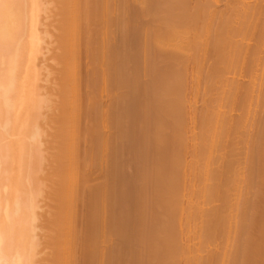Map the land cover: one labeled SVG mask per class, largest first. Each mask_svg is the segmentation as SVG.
I'll use <instances>...</instances> for the list:
<instances>
[{
    "label": "bare ground",
    "instance_id": "obj_1",
    "mask_svg": "<svg viewBox=\"0 0 264 264\" xmlns=\"http://www.w3.org/2000/svg\"><path fill=\"white\" fill-rule=\"evenodd\" d=\"M165 1H167V0H0V264H118V260H119L118 259V253H119V251L120 250L122 251V249L126 250V248H128L131 245L130 244L129 246L125 247L126 245H128V244H126L125 246H123V247H125V249L121 248L119 250V243H121V242H119V239H121V241H122V238L126 236V235L122 236L119 234V229H121V227H119V221L120 220L122 222H124V220H125L124 227H122V228H125V226L128 224L127 223L125 225L126 220H129L130 221L129 224L131 226L129 224L128 225L132 229H134L131 232L130 231L131 229L129 228V226H126L130 230L128 228H126L125 230L128 229L130 234H131V235L128 234L130 237L126 236V240H127V237H129L128 240L132 239V241H133L138 236L137 239L140 241H141V239H143L142 240V243H143V242L147 241L148 237L145 238V236L149 234L152 239L149 238L148 240L153 241L154 240L153 237H155V241L157 239V241H156V243H157V242H160V239H159L160 236L159 235L162 234V235H164L163 237H165L167 235L169 236V234L171 232H174L176 239L178 238L177 236H179V234H181L182 232L184 235L187 234V241L189 240L188 234H190V235L193 234L192 235L193 238H196L198 236V234L200 236V233L197 232V234H196V231L195 230L192 231V230H193L194 226L197 225V223H195V222L200 220L199 219V216L201 213L200 211H202V213L204 211L203 210L193 211V209H194L193 206L194 205L196 206L197 201H195V203H196L195 204L194 200H196V199L191 197V195L193 194L192 192L189 195V193H190L189 191H191L192 188H190V190L188 188V191H186V189L184 190V192L186 191L188 193V195L192 198V200L194 199L193 204H191L192 203V202L190 203V201H192V200H190L191 198L190 197L188 198V195L186 196L188 199L185 198V200L187 199L186 202L189 200L187 204L193 205L191 211H189L190 210L189 208H191V206L190 207L188 206L189 208L187 207L188 208V211H187L186 206H185L186 209L183 210L179 206L182 204L178 205V203H180V202H178V203L175 202V201H177L179 193H181V190L183 189V187L185 188L186 183H189L191 181V179L194 180L197 178L196 175H194L195 170L193 169L194 172H192V170L190 169L189 170L190 172H187L188 174L190 173L189 178H188V174H186V172L184 173L183 169H181V171L183 170L182 171L183 173L180 174L182 177L179 175V173L177 174V171H179V170H177V168L180 165L178 163L183 164V162H181V161L184 160V158L182 159V157L184 156V153L180 152V150L178 148V146L180 147V145L183 142H180L181 144H179L177 146L178 149L175 150L176 149L175 148V149H173L174 150L173 151V150H171V148H172L173 144L174 145L176 144L175 142L177 141V138L174 136V133H172L173 135L172 134L170 135L171 140H169L170 137L167 134L169 133V130L171 133L175 130V128L177 129L176 124L178 123L177 121L179 118L175 119L174 116L179 117V115L177 116V113H179V110L182 109L180 107L181 105L179 103V99L174 98V100H173L172 97H176L177 95L180 96L179 93L187 92L188 89L191 87L189 89L191 94L190 93L189 94L190 95L193 94L192 100H194V98H196L195 96H196L197 92L199 90H201V88H202V87L201 88L198 87V83L200 82V78H199L200 76L199 75L202 72V68L205 69L203 67L202 60H199V59H201V57H202L203 61H204V57L207 56V48H208V46H210L209 44L213 43V41H216L219 38V36L215 40L214 38L216 36L214 37L211 35L212 36L211 38H213L214 40L212 42L208 43L209 38H210V32L212 30V29H210V28H212V27H210V25L212 24L210 22H212V19H213L212 15H210L208 18L204 17L202 19L203 15H201V14L203 12L201 14L199 13L201 15V17L199 15H198L199 17L196 16V13H191V12L188 13V11H187V7H188L187 0H168V1H170V3L167 2L168 4H166ZM194 1L199 2L198 0H192V2H194ZM257 1L260 2L261 0H257ZM197 2L194 4L200 7L201 4H199ZM205 2H206V0H205ZM207 2H206V4H207ZM210 2H212V1H210ZM236 2H240V1L238 0ZM246 2H248V1H246ZM259 2H257V3L259 4ZM261 2H260V4L263 8L264 4L262 5V3H264V2H262V3ZM253 3H255V1ZM253 3L250 7L249 6L246 7L244 5V3L241 5H244V7H246L245 8L246 10L248 8L251 9L253 11L251 13L254 14L255 11L253 10V8H255V10L256 9L260 10L261 6L258 5V6H260L258 8L254 7ZM135 4H138L139 6L137 8L136 7L134 8V6H136ZM204 4L205 3H203L202 5H204ZM195 5L193 7L195 9H198L199 7L196 8ZM212 5L213 4H211L209 6L212 7ZM254 5L257 6L256 3ZM252 6H253V8H252ZM234 7H236V6H234ZM183 8L184 9L186 8V10H184ZM201 8L205 9L207 7L203 6ZM230 8H232V6ZM233 8H232V10H233ZM239 8H240V4H239ZM242 9H243V7H241V9H239L238 11H236L234 9L237 13L239 12L238 14L236 13L237 15L236 14L235 15L237 17L239 14H240L239 16H242L243 14H244L243 16H245V15L249 16L250 13L246 14L249 9L247 11L244 9L243 13H240V12H242L241 11ZM198 10H200V8ZM261 10L260 11L262 13H264V9H261ZM202 11H204V10H202ZM212 11L211 12L209 11V12L212 13ZM245 11H246V13H245ZM182 12L185 14H182ZM192 12H195V11L192 10ZM261 12L257 11V13H255V14H257L256 17L254 15H252V16H254L255 19L253 17L250 18V20L253 18L256 21L255 22L252 19V21L255 22L254 24L256 26L254 24L248 23V21H250L249 18H247L248 16L245 17L246 20H245V18L243 19V17L240 18L243 20H240L235 15L232 16L233 18L234 17L237 18V19L235 18L236 19L235 23H239V22L241 23V21H242V23H241L242 26L241 25L240 26L243 28L240 27L241 28L240 29L239 24H235L234 27L232 26L233 24H231V26L229 28L226 25L229 30L224 29V30H226L225 33L223 32L225 41L223 40V37L220 34V33H222L223 29L220 30V33H218L219 30H217L218 32L215 33V34L221 35L220 38H222L224 44H226L225 42L227 41V44H226L227 49H228V46H230V48H232L231 51H234L235 53H237L236 54L237 56L234 57V59L236 61L239 62L240 59L243 58L242 55L245 57L246 52H247V55H249V58H250V56H252L250 59L251 62L253 61L251 63V65L245 63L243 59H241L240 62H243L245 64H243V63L238 64V62L236 63V61H233V59L232 60L229 58H228V60L225 59L224 61H226V62L227 61L229 62V60H231L230 61L231 63L234 62L233 63V64H235L234 67L235 66L237 67V68L235 67L236 69L234 67H232V69L234 68L233 69L234 74H235V71H239V69H242L243 65H246V66L250 65L248 67V69H250L252 66H254L255 69L259 67V71L257 69H256V71H258V72L255 71V73H257V74L260 73V75H257V77L259 76V78H260V76H261V78H262V75L264 76V74H263L264 73V54H263L264 53V49H263L264 46L262 48V45L264 44V43L262 44V42H263L262 39H264V33H261L262 30L264 32V27H263L264 23H262L263 28L259 24L260 23L259 21L263 22V20L260 18L261 15H262V18L264 16ZM205 13H206V11H205ZM210 13H208V15ZM258 15H260V17ZM142 16H144V17L149 16V18H151L149 26L151 24L152 25L150 27L148 26L147 29H145L146 26H144V24L146 22L145 23L143 22L144 24L142 26H144V28H142V26L141 27L136 26L137 20L139 18L141 19ZM224 16L227 18L229 17V15L228 16L224 15ZM257 16H258L259 20L257 19ZM227 18H225L226 21H227ZM230 19H229V21H230ZM199 20L200 21L202 20V22H199ZM237 20H240V21L237 22ZM148 21H149V19H148ZM148 21H147V23H148ZM233 21H234V19H233ZM233 21L231 20L230 22H233ZM246 21L248 24L247 23L245 24ZM252 21H250V22H252ZM197 22H198V24H201V25L200 26L198 25L196 27ZM223 22H224V20H223ZM243 22H244V25H243ZM257 22H259L258 23L259 25L256 24ZM217 23L219 24V22H217ZM220 24L222 25L223 23L220 22ZM249 25H252V27H255V34L257 33L256 32V27H257L260 30V33L262 35L259 32L257 33V35H255L252 31L249 33V31L253 29ZM201 26L203 29L205 27L206 31L204 29L203 32H201V34L197 32L198 34L196 36V28L200 27L198 29H201ZM224 26L222 25V27H224ZM259 27H261V29ZM220 28L221 27L219 26L218 29H220ZM207 29H210V31ZM204 31H205V33H207L206 35H205ZM213 31H216V30H213ZM213 31H212V33H214ZM203 33H204L205 37H202V39H204L205 41L204 42L201 41L199 43V45L202 43L200 45V47H198V46L196 47V45H197L196 43H198V40H197L198 35H202ZM252 33L256 37L260 34L259 35L260 37L258 36L257 38H261V39H259V41L261 40V43H259V46H258V44L257 45L254 44L255 45L254 47L253 46L246 47L247 45L250 44V42H248V41H250V39L253 37ZM246 34H247V36H245ZM187 35L192 36V37H190L191 41L188 40L189 36L187 37ZM226 35H229V38ZM249 35L251 38H248ZM261 36H263V37H261ZM234 37L235 38L238 37L240 39V40L238 39L240 43L242 42V40H244L243 38L246 39V41L244 40L247 43V45L244 44L245 45L244 47L247 48L246 52H244V48L240 45V43H235L236 41H233ZM137 38H139V39H137ZM257 38H254V39H256V41H258ZM139 40H140V45L138 44L139 46H137L136 43H138ZM251 40H253V39H251ZM254 42H255V40H254ZM258 42H256V43H258ZM218 45H220V44L218 43ZM237 45L239 46V50L237 49L238 52L240 51V49L242 47V49H243V50L241 49L242 55L240 54L241 52H239V53L236 52L237 51L236 48H238ZM169 46L171 47L170 50H169ZM231 46H235V48L233 49V47H231ZM190 47H192V48L190 49ZM224 47H222V48H224ZM255 47L258 48V49H254L255 51L258 50L256 54H258L259 51L261 52V48H262L263 52H261V54L263 56L258 58V55H256L255 60H253L252 58H254L255 54L253 55L252 52H255V51L251 50L250 48L253 49ZM197 48H200V49H197ZM189 49H190V51L192 50L191 51L192 53L188 52ZM216 49H218V48H216ZM197 50H198V53H199V50L201 52L199 59L195 53V52H197ZM248 50H249V52H248ZM208 51H210V49ZM215 51H217V50H215ZM224 52L222 53V55H224L226 58L227 53H229V52H225V53ZM234 52H231V53H234ZM212 53H214V51ZM216 53L217 52H215L216 56L221 55V54H218V53L216 54ZM235 53H234V56H235ZM47 54H48V57H47ZM209 54H210V52H209ZM211 55H214V54H211ZM228 55L233 58V56L231 54H228ZM219 56L217 58L220 59L219 62H221V59L223 56L221 58H219ZM237 57L239 58V60H237L238 59ZM211 59L213 60V58H211ZM247 59H248V57L245 60L246 62H248V60H249V59L248 60ZM206 60H207V58L205 59V62H206ZM216 62L214 60L211 64L212 70H210V71H212V73L208 71L212 75L216 74L217 67L218 68L220 66L223 67L228 63L227 62L225 65L223 64V65L219 66L218 64H216ZM189 64H190V66H192L191 70L193 71V72H190L192 74H191V76L190 75L189 76L192 78L191 80H193L194 83H193V81H190V80H189V83L185 81L189 77V76H186V75H188V71H191L189 69L187 70ZM252 64H254V65H252ZM229 65H230V63H229ZM226 66H228V64ZM227 68L224 67L223 71H222V69H220V71H222V72H220V71L219 72L220 73L225 72L224 74H226V72H228L231 69V67L229 70H225ZM248 69H247V67L244 66L243 70H246V71H245V73H242V72L241 73L242 74H248L250 79H249V77L247 79L252 80L253 79L252 77L254 76V74L252 75V72L254 73L255 69L254 70L253 69L248 70ZM247 70L252 71V72H248ZM260 70H261V72H260ZM206 71H204V72H206ZM246 72H248V73H246ZM209 73H206L208 75H205L206 76L205 78H207V81H204L202 79L205 83L208 82V80H210L211 77H213V76H210ZM231 73H233V72H231ZM241 73H239V74H241ZM239 74L238 75L235 74L236 77L237 76L240 77L242 75V74L241 75H239ZM250 74H251V76H250ZM217 75H219V74H216V76ZM208 76H210V78H208ZM216 76L214 75V78ZM223 76H221V77H223ZM233 76H232V78H233ZM242 77H244V76H242ZM201 78H204V77H201ZM214 78H211V80H210V82L213 85L215 84L212 82V80ZM224 78H226V76ZM216 79H218V78H216ZM220 80H219V82L218 81H215V82L220 83ZM235 80H237V78ZM254 80H252V81H254ZM187 81H188V79H187ZM230 81L231 80H229L228 85L231 86ZM252 81H250L252 85L249 82H247V83L251 89L255 88V90L252 89L253 91L247 86H245L246 89L243 86H239L240 89L241 88L244 89V92H247L246 90L248 88L249 92H247V93H249V94L251 93L250 95L248 94L247 97L242 98V100L239 101L240 104H242L241 102L243 101V99L247 100L248 96H249V98H250V96L252 98V95L254 94L253 92H255L256 97H260V95L262 94L261 92H263V88L260 89L261 86L259 87V85H261V83L255 85V83H253ZM185 82L190 84V87L187 88V86H186L187 84ZM238 82H239V80H238ZM191 83H193V86ZM247 83H245V85ZM263 84H264V82H263ZM213 85L211 88H213L215 86V85L214 86ZM216 85H217V83H216ZM220 85L221 84H219L218 86H220ZM232 86H234V83ZM222 87H223V85H222ZM225 87L227 88V86H225ZM225 87L223 88V90H226L224 92L221 90L222 88L219 89V91L221 90L223 92V93H221V94H223L221 96H224L225 94H226L225 96H227V95L230 96L229 94H231V96H233L235 98L236 95H232V92L234 91V89H236L238 87L234 86L236 88H234V89L232 88V90L230 89L231 87H229L227 89H225ZM185 88H187V91L185 90ZM211 88H209V89H211ZM215 88L216 87H214V89ZM217 88H220V87H217ZM240 89L237 91L238 94H239V91H243V89L242 90H240ZM202 90H204V87ZM208 91H209L208 93L211 94L210 90H208ZM219 91H218V93H219ZM256 91H258V93H256ZM237 92L236 93L234 92V93L237 94ZM201 93H203V91ZM238 94H237V97H238L237 99L241 98L243 96V94L245 95V93L241 94V92H240L241 95L240 94L238 95ZM181 95H182V93H181ZM205 95H206V92H205ZM50 96L54 97L53 101H52V99H50ZM170 96H171V98L168 101V99H166V98H169ZM225 96H224V98L226 99ZM256 97H255V99H256ZM186 98H187V96H186ZM211 98H213V97H211ZM216 98H214V99H216ZM231 98L232 97H228V99H226V100L224 99V101H226L227 106L224 103L223 99L221 98L222 99L221 101H223V103H221V104L222 105L224 104L223 106H225L226 108L224 109L222 107L223 108V110H222V108H220L222 105L219 104L220 105V106L218 105L220 108L219 110H222V111L218 110L220 114L224 115L226 113L229 115L230 111L227 110L228 109L227 107L230 104L229 103L230 101H228V100L233 99V98L232 99ZM249 98H248V100H249ZM253 98H254V96H253ZM262 98H263V96H262ZM176 99L178 100V102ZM237 99L236 98L234 99L235 102L237 101ZM260 99H259V101H260ZM216 100H215V102L217 103ZM218 100H220V98H218ZM170 101H172V102H170ZM173 101H174V103H173ZM187 101L185 103H187V105H188L189 102H187ZM249 101H251V100H249ZM253 101H254V99H253ZM190 102H191V99H190ZM194 102H197V101L194 100ZM212 102L214 103V101H212ZM239 102H237L236 104H238ZM232 103L234 105H232ZM232 103H231L232 107L233 106L236 107V104L234 103V101ZM244 103H246V102H244ZM191 104H189V107L191 106ZM200 105H202V102H200ZM231 105H230L229 109L233 110V108H235V107L231 108ZM246 105H247V103H246ZM253 105H254V103H253ZM182 106H185V105H182ZM238 106H239V104H238ZM248 106H250V105L248 104ZM178 107H180V109ZM257 107H258V105H257ZM257 107H256V111H255V107L253 109H250L251 115L254 114L253 116H251V115L249 116V113L247 111L248 117L253 118L255 115L258 117V115L261 113V110H264V109H260L259 110L260 112L258 114V113H256ZM191 108H190V111H191ZM243 108H244V106H243ZM183 109H184V107H183ZM177 110H178V112H176ZM213 110H215V109H213ZM246 110L244 109L242 112L246 113ZM252 110H253V113H252ZM224 111H227V112H224ZM235 111H237V109H235ZM254 111H255V113H254ZM192 112L197 113L193 110H192ZM209 112H207V113H209ZM214 112H216V110L212 111V116H211L212 120H213ZM239 112H241V111L239 110ZM172 113H175V114H172ZM194 113H193V116H194ZM180 114H182V113H180ZM189 114H191V113H189ZM217 114H218V112H217ZM226 114L224 115L225 117H223V115H221L222 116L221 120H223L224 118L227 119ZM238 114H240V113H238ZM184 115H185V113H184ZM186 115H188V114H186ZM230 115H232V114H230ZM235 115H236V112H235ZM244 115L242 117H246ZM261 115H263V114H261ZM261 115L259 118H261ZM171 116L173 117L172 121H173V119H175V121L177 120L176 121L177 123L173 122V124H171L172 123L170 121ZM209 116H210V114L208 115V117ZM214 116H216V113ZM218 116L220 118V115H217V117ZM256 116H255V119L257 118ZM191 117H192V115H191ZM191 117L188 120L191 121L192 123H194L193 121H194L195 116L192 118ZM182 118H183V116H181V121H183ZM251 118H249V119L252 120ZM229 119L230 118H228V120ZM235 119H236V117H235ZM255 119H253L249 123L251 124V122H253ZM200 121H202V120L200 119ZM216 121H218V120H216ZM224 121H226V120L224 119L222 121V123ZM232 121H231V124H232ZM247 121H249V120L247 119ZM259 121H260V119L258 120V122ZM220 122L221 121H219V124H220ZM229 122H230V120H229ZM234 122H233V126H234ZM243 122L245 123L246 121H243ZM243 122L241 123V121H240V124L242 125V127H243ZM260 122H262V121H260ZM179 123H181V122L179 121ZM235 123L237 124L238 122H235ZM246 123H248V122H246ZM189 124H191V123H189ZM259 124L258 125L255 124L256 128L258 126L262 125L261 123H259ZM195 125L191 124V126L193 128ZM220 125H222V124H220ZM225 125H223V126H225ZM246 125L244 124V126H246ZM178 126H180V124ZM184 126H185V124H184ZM237 126H238V124H237ZM172 127L174 129H172V131H171ZM209 127H210V125H209ZM242 127L240 126L241 129H242ZM246 127H244V129ZM179 128H181V126ZM189 128H190V126H189ZM189 128H188V130H189ZM236 128L238 129V127H236ZM247 128H249V127H247ZM260 128H262V127H260ZM167 129H168V131H167ZM214 129H215V127H214ZM220 129H222V128H220ZM231 129H232V127H231ZM241 129L239 131H241ZM253 129H254V127H253ZM177 130H179V129H177ZM210 130L211 129L209 128L208 131L210 132ZM166 131L168 132L167 134H166ZM222 131H223V129H222ZM253 131L257 132V129H256V131H255V129ZM180 132H179V134H180ZM204 132L206 133L207 131H204ZM233 132L234 131L230 132L232 134L228 135V136H231L232 139H233L232 135L234 134ZM236 132H237V130H236ZM244 132H245V130H244ZM244 132L243 133L239 132L240 134L237 132V134L239 136V135L244 134ZM247 132L248 131L246 130V132H245L246 135H247ZM175 133H176V130H175ZM201 133H202V131H201ZM215 133H216V131H215ZM217 133H218V131H217ZM221 133L224 134L225 132H221ZM177 134H178V131H177ZM183 134L185 135V133H183ZM183 134H181L182 135L181 139L185 138V136L183 137ZM261 134H264V133H261ZM210 135H212V134H210ZM246 135H245V137H247ZM173 136H174L173 139H175L176 141L172 140ZM180 136L177 135V137H180ZM215 136L213 138L214 140H215ZM219 136H220V134H219ZM234 136H237V135L234 134ZM251 136H248V137L251 139L253 137V136L252 137ZM256 136H259V135L257 134ZM237 137H236V139H237ZM242 137H244V136H242ZM190 138L193 139L195 137L190 136ZM202 138H204V136H202ZM254 138H256V137H254ZM181 139L179 138L178 141L179 140L182 141ZM222 139H224V138L222 137ZM222 139L219 141H222ZM214 140H212V141H214ZM169 141H171V142H169ZM178 141H177V144H178ZM202 141H204V139ZM202 141L200 139V142H202ZM235 141H238V140H235ZM240 141H243V139ZM250 141L252 142L253 140H250ZM259 141L261 142V140H259ZM172 142H174V143H172ZM244 142H245V140H244ZM239 143H241V142H239ZM239 143H238V145H240ZM245 143H242V144H245ZM247 143H249L251 145L250 142H247ZM194 144L196 145V143H194ZM194 144H192V145H194ZM200 144H202V143H199V145ZM215 144H216V142H215ZM218 144H219V142L217 143L216 146L219 147L220 145H218ZM226 144H224V143L222 144V142H221V145L225 146ZM232 144H233V147L236 145V143H235V145H234V143H232ZM255 144H257V143L255 142ZM204 145H202V146H204ZM236 146L234 147V151L236 150ZM259 146L256 149H258ZM174 147H176V146H174ZM206 147L208 148V146H206ZM233 147H232V150H233ZM255 147H256V145H255ZM263 147H264V144H263ZM187 148H188V146H187ZM191 148L189 147L188 149H191ZM251 148L253 149L254 147H251ZM261 148H262V146H261ZM182 149H183V147H182ZM184 149H186V148H184ZM198 149H200V148H198ZM214 149H215V146H214ZM220 149H222V147ZM220 149L218 148V151ZM237 149H238V146H237ZM169 150L173 151V153H171ZM224 150L226 151V149H224ZM175 151L177 154L179 152L183 153V154H181V156L182 155L183 156L180 157L181 161L179 159V156H177L174 153ZM185 151L186 150H184V152ZM191 151L194 152L193 150H191ZM197 151L200 154L199 150H197ZM212 151L214 152V150H212ZM218 151H215V152L220 153ZM230 151L228 150V152H230ZM240 151H241V149H240ZM187 152H189V150ZM228 152L226 154H228ZM244 152H243V154H244ZM253 152H254V149L252 150L251 154H253ZM170 153L172 154L171 157L173 158V160H171L170 157H168V160H167V155H170ZM225 153L223 151V155H222V153H220V154L222 156L225 155V157H226ZM231 153H233V152L231 151ZM231 153H230V155L233 156V154H231ZM237 153H239V151ZM237 153H236L237 157L243 155L242 153H241L242 155L240 153H239L240 155H238ZM262 153H260V155ZM174 154L177 156V158L179 160L178 163H177V161H178L177 158L176 159L174 158L175 157ZM190 154L192 155L191 152H190ZM194 154H196V153H194ZM199 154L197 156H199ZM211 154H213V153H211ZM214 154H216V153H214ZM246 154H247V151H246ZM251 154L249 153V155H251ZM257 154H259V153H257ZM178 155H180V154H178ZM186 155H185V157H186ZM249 155H248V157H249ZM254 155H255V153H254ZM262 156H261V158H262ZM235 157H234V159H235ZM169 158L171 161H169ZM189 158H190V156H189ZM214 158L216 160L217 157H215V155H214ZM227 158H226V161H227ZM242 158H243V156L241 157V160H242ZM254 158H256V157H254ZM191 159H193V158H191ZM197 159H196V161H197ZM208 159H209V157H208ZM211 159H213V158H211ZM234 159H233L234 162H231L230 164L229 163L224 164L225 167L224 166L223 167L225 168L224 171L226 172V174H224V172H222L224 175H227L229 173V171H227V170H231V171L233 170V168H230L231 164L233 165V163H235V162L237 163V161H238V160L235 161ZM237 159H239V158H237ZM252 159H253V157H252ZM201 160H202V157H201ZM215 160L212 162L214 163ZM228 160H229V158H228ZM231 160H229V161H231ZM241 160H240V162H243ZM172 161L175 163V164L173 163L174 165L171 163ZM199 161H197V163ZM217 161L219 162V160H216V164H217ZM222 161H224V160H222ZM248 161H249V159H248ZM248 161L246 160V162H248ZM255 161L257 164V160H255ZM220 162H221V160H220ZM246 162H244V163H246ZM251 162H253V161L251 160ZM191 163L194 164L195 162L191 160ZM208 163H209V161H208ZM224 163H226V162L224 161ZM193 164H190L192 168H194V166H195V165L193 166ZM263 164H264V162H263ZM175 165H177V167ZM214 165L215 164H213V167H214ZM228 165H230V166L227 167ZM238 165L240 166V164H238ZM202 166H204V165H202ZM237 166H235V168ZM172 167H174L176 169V171L174 168H173L174 169L173 170ZM182 167H185V166L181 165L180 168H182ZM217 167H216V170H217ZM231 167H233V166H231ZM188 168L185 170H188ZM235 168H234V170L236 171ZM171 169L175 172L171 173V172H173V171H170ZM218 169H219V167H218ZM245 169L248 170L249 167L247 168V166H246ZM216 170L214 169V173ZM219 170H221V169H219ZM234 170H233V172H234ZM221 171H223V170H221ZM243 171H244V169H243ZM212 172H213V170H212ZM257 172H258V170H257ZM191 173H193V174H191ZM197 174H198V172H197ZM199 174H200V171H199ZM230 174H229V176H230ZM235 174H238V171H237V173L234 172L233 175H235ZM171 175H172V177H171ZM192 175H194L193 177H196V178H191ZM214 175H217V174L215 173ZM246 175H247V172H246ZM248 175H250V174H248ZM197 176L199 178L200 175H197ZM217 176H219V174ZM243 176L241 175L238 178L235 177L236 179H238V181H240V182H238V184L243 183V181L246 180V179H244ZM257 176H259V175H257ZM200 177H202V176H200ZM207 177H208V175H207ZM246 177H248V176H246ZM181 178H182V180H181ZM209 178L213 179V176H211ZM227 178H229V177H227ZM171 179H176V180H174V181L172 180V182H171ZM221 179H223V178H221ZM230 179H233V178H230ZM236 179H235V184H236V186H238L236 183V181H237ZM187 180H189V182ZM215 180H216V178L213 179L212 182L214 183ZM226 180L224 182L227 183V186H229V185L232 186V184L228 185V181H226ZM245 182H244V184H245ZM257 182L259 183L262 181H257ZM193 183H195V181ZM193 183L189 184L187 187H191V185L193 186ZM198 183L200 184L201 182L199 181ZM198 183H196V184L198 185ZM229 183H232V180ZM248 183H252V182H248ZM216 184H217V182L215 183V185ZM235 184H233V185H235ZM244 184H242V185L244 186ZM255 184H254V187H256ZM218 185L221 186L220 184H218ZM223 185H225V184H223ZM222 186H221V188H222ZM197 187H195L196 190L193 189V191L195 190L196 192H198ZM212 187H214V186H212ZM229 187H227V188L229 189ZM240 187L242 189V186H240ZM215 188L214 189L212 188L213 191L215 190ZM225 188L226 187L222 188L223 191L221 193L224 192ZM227 188H226V190H227ZM245 188L247 189V187H245ZM245 188H244V190L243 189L242 190L245 191ZM201 189H199V190H201ZM212 189H210L211 194H210V192H207L209 195H212V193H213ZM171 190H173L175 192L173 193V191H171ZM207 190H208V188H207ZM216 190L218 192L217 188H216ZM229 190L231 192V188ZM237 190L239 193L240 189L238 187H237ZM242 190H240V191H242ZM205 191H206V189H205ZM205 191H204V194H205ZM233 191H234L233 194L235 195L236 188ZM255 191H256V189H255ZM257 191H259V193H260V190H257ZM257 191H256V194L260 196L261 194L257 193ZM184 192H182L183 195H184ZM196 192H194V193H196ZM219 192H220V190H219ZM199 193H200V195L202 194L201 192H199ZM224 193H223V198H226ZM238 193L236 192V194L239 197H237V195H236L235 197L237 199L232 200L233 201L232 203L235 205H233L231 203V200H230V203L232 206V207H230L231 212L228 210L229 207H228V209H226L224 207L226 210H228V213H229L228 214L229 216L227 215L228 216L227 219L228 218L229 219L228 220L226 219L227 222L229 221V223H227L226 225L232 223L230 226H225L223 224L221 226L222 228L225 227L224 232H227V233H225L226 234L225 236L228 235L227 239L229 238V243L232 241V239H238V238H235L238 236V235H236V233L240 230L238 217L241 215L242 204L245 203V202L244 203L242 202L243 197H242V200H238L239 198L241 199V196L244 194H242L241 192H240V194H238ZM197 194H193V197H195V196L198 197ZM233 194H231V195H233ZM167 195H169L171 197H169ZM214 195L216 197L217 194L215 193ZM227 195H229V194L227 193ZM166 196L171 198V199L173 197V200L170 201V199L166 198ZM174 196H175L176 200H174ZM219 196H217L216 199L215 198H212V199H215V202H216L217 198ZM221 196H222V194H221ZM248 196H247V198H248ZM251 196H252V194H251ZM206 197L209 199V196L206 195ZM229 197H230V195L228 196V198ZM255 197H257V196H255ZM223 198H222V200H225V203H226L227 200L223 199ZM250 199H248V200L250 201ZM245 200L246 199H244V201ZM47 201L50 202L49 205H45L47 203ZM167 201H169V202H167ZM172 201H173V203L171 204L172 206H168L169 203H171ZM219 201L221 203V200H219ZM234 201H236V202L239 201V203H235ZM42 202L43 203L45 202V204H41V205H44V207H46L47 209L43 208V210L45 209L46 211L44 212L42 210L43 212H42V214H40L38 212H40L42 209L41 207H43V206H40V203H42ZM174 202L177 204H175ZM207 202L211 203L212 201L211 202L207 201ZM251 202H252L251 204L253 205L254 201H251ZM166 203H168V204H166ZM225 203L223 205L227 206V203H226V205H225ZM173 204H175V205H173ZM216 204H218V203L216 202ZM260 204H259V206H260ZM123 205H124V207L127 205L125 207V209H124V207H122ZM203 206H204V203H203ZM208 206H210V205L207 204V207ZM216 207H218V206H216ZM244 207H243V210H244ZM122 208H123V210H122ZM154 208L156 211H158V209H159L158 213L160 212L161 216L165 215L164 219H162V220L160 219L162 222H164L165 226L163 223H160V222L159 223L161 225L155 224L156 221H158V219H159V218L157 219V216L159 214H157L156 211H154V212L157 214V216L155 214V218L157 220H155V222H152V221H154L153 217H151L152 215H154V214H152ZM198 208L201 209L199 206H198ZM198 208H196V209H198ZM213 208H214V206L211 208V210H209V212L211 214H215L216 218L218 220L213 215L215 219H213L214 224H212V225L210 224V226H212V227H213V225H215L216 222L218 223L219 219H221V220L225 219L224 215L222 213L221 214L223 215L222 217L224 219H222L221 214L220 215L218 214V212L220 213V211H221L219 208L218 209L217 208L213 209ZM251 208H252V206H251ZM120 209H121V213H123V214H121V216L123 215L127 219H125L123 216H122L123 218L120 219L121 218L120 217ZM38 210H40V211H38ZM247 210H249V209H247ZM257 210H260V209H257ZM122 211H126L125 214ZM185 211H186V213L191 212L190 213L191 215L189 216V213L186 214ZM223 211L224 210L222 209V212ZM215 212H217V214L221 218L220 217L218 218V216ZM225 212H227V211H225ZM238 212H240L239 216H238V214H239ZM192 213H194V214L192 215ZM197 213H199V214L197 215ZM202 213L200 216V218H202V219L199 221V224H200V222H202L207 217V216L205 217L204 213L203 214ZM252 213H253V211H252ZM207 214H209V213H207ZM211 214H209L210 216L208 215L209 218L207 217L209 219L208 222H211L210 221V217L212 218ZM254 214L255 213H253L252 215H254ZM126 215L129 218L126 217ZM195 215L198 216V218H196ZM244 215L245 214H243V216ZM250 215H251V213H250ZM161 216H158V217L161 218ZM188 216H189V218L192 216L191 217L192 220L190 218L191 223H189V224L193 225V226H191V228L189 227L190 230L192 229L191 232L190 231L188 232V230H184V231H187L185 233L182 228H184L186 226V229H188V227H187L188 226L187 224L189 222ZM194 217H195V219H194ZM225 217H226V215H225ZM241 217H242V215H241ZM241 217H239V218H241ZM250 217H252V216H250ZM255 217H257V216L255 215ZM150 219H151V221H150ZM206 220L207 219H205V222H206ZM241 220L242 219H240V221ZM245 220H246V216L244 218V221ZM249 220H251V219H249ZM251 221H249V222H251ZM192 222H194V223H192ZM203 222H202V224H203ZM153 223H154V225H153ZM211 223H213V222H211ZM220 223H222V221ZM242 223L244 224L246 222H242ZM243 224L240 225V228ZM247 224H248V226L250 224V227L248 229V230H250L251 223H247ZM121 225H123V223ZM138 225H139V227L141 226L139 231H138V227H136ZM162 225L165 227V229L169 226L168 227L169 230L167 229V231H166L167 233L165 231H164L165 233L163 232V230H165V229H164V227H161ZM210 226L206 225L207 229ZM147 227H150L151 229L149 228V230H152V231L148 233V229H146ZM170 227H172L174 229V231L172 228L170 230ZM206 227H204V228H206ZM219 227H220V225H219ZM231 227H233V229H231ZM162 228H163V230H162ZM199 228H200V226H198L197 231L200 232ZM245 228H248V227H245ZM135 229L137 230V232L135 231ZM212 229L216 230V228H210L209 230H211V231H209V233L210 232L213 233ZM243 229L244 228L242 227L241 231H243ZM125 230L121 229L122 234ZM128 230H127V232H128ZM160 230H161V233H160ZM203 230L201 231V235L203 233ZM221 230H223V229H221ZM230 231H231V233H230ZM245 231H246V229H245ZM252 231H253V228L251 229V232ZM155 232H156V234L158 233V236L154 235ZM205 232H206V230H205ZM205 232H204V234L208 233V232H206V233ZM218 232H220V230ZM218 232H217V234H218ZM212 233L204 235V238H206V236H208V235H211L210 236V240H211ZM220 233L222 234V232H220ZM242 233H241V236H242ZM249 233H247V235H249ZM124 234H125V232H124ZM172 234L170 236V239L165 237V240H169L166 243L167 247L165 246L164 243L161 242L163 244V246L160 245L159 246L160 248L158 246L152 248V246L157 245L154 242V243H151V245L152 244H154V245H152V246L150 245L149 249L150 248L151 249L149 250L148 246H146V244L148 245V243H146V242H145V245L141 244V242H140L141 245L139 244V246L137 245L139 243V241H138V243H134V245L136 244L138 247L141 246V249H142V247H146L143 250L140 249L142 252L145 251L146 253L147 252L149 253V251H152L149 254L151 256H152V254L155 255V257L154 256L150 257L148 254L146 255V253L143 252L146 255L145 258L149 256L150 260L153 261L155 258L157 259V257L160 255L158 258L160 259V257H161L162 258L161 260L158 261V259L157 260L155 259L154 260L155 262H151L149 260L146 261L149 258H146V259L143 257L139 258V256L143 255L142 253H139L140 252L139 249H138L139 254L136 253L135 255H132L133 257H131L130 253H128L126 250V252L128 253L127 256L129 255L131 257V259L128 258L130 260V261L128 260V263L133 264L132 262L135 260V257L138 256L137 257V258H139L138 261H140L141 259H144L143 261L153 263V264H155V263L158 264V262H160L161 264H163V262H166L167 264H171L170 262H171L172 257L174 259V255L178 256V254L180 253V252L179 253L177 252L178 253L177 254L175 252L171 253L172 251L169 252V250H172L171 247H173L174 248L173 250H175V251L177 249H179V248H176L177 246H174L176 244V243H174L175 238H173L174 241L172 244V241H171L172 238L171 237H174V235H172ZM183 234H181V235H183ZM230 234H232L231 235V238H232L231 241H230ZM119 235L122 237L119 238ZM192 236H190V237H192ZM219 236H221V238H222L223 234L219 235ZM225 236H223V238ZM163 237H161L162 241L166 242ZM202 237H203V235L201 236V238ZM247 237H246V239L248 240ZM240 239H242V237L239 238L238 241ZM260 239H261V237H260ZM124 240H125V238L123 239V241ZM128 240H127V242H128ZM136 240H134V242H136ZM178 240H180V239L178 238ZM245 240H243V241H245ZM249 241L250 240L247 241L248 242V243H246L247 245L249 244ZM251 241H253V240H251ZM260 241H262V240H260ZM127 242H125V243H127ZM131 242L129 241V243H131ZM209 242H215V241H209ZM234 242H237V241H234ZM245 242H244V245L241 246V248L239 247L240 249L244 250L243 252H241V253H243V254H241L242 258H243V255L247 254L245 251H247L246 248L248 246L245 244ZM177 243L179 244V241ZM219 243H222V242L220 241ZM168 244L169 245L172 244L169 249H167ZM192 244H190V245L194 247L195 244L194 245H192ZM230 244H227V246L224 248L222 246L223 250H221V248L219 247L220 248L219 249L220 254L222 252L221 257L220 258L218 257L220 259V261L218 260V258L216 256H214L219 261V264H226L227 262L231 263V264H233V263L235 264L234 261H235V259H237V257H236L237 255H235V254H236V251L238 249V246H237V249L236 248L234 249V248H232L233 246H231L233 244H231V245ZM122 245H121V247H122ZM134 245H131V246H134ZM196 245H197V243H196ZM217 245L221 246L220 244H217ZM225 245L226 244H224V246ZM229 245L231 247H228ZM262 245H264V243ZM161 247H162V249L164 248L165 250H162ZM178 247H181V246H178ZM130 248L133 249V247H130ZM185 248H188V246ZM192 248L191 247L189 248L190 251H193L192 254L199 250V249L194 250V248L192 250ZM248 249H249V247H248ZM254 249H256L255 251H258L257 248H254ZM261 249H262V247H261ZM47 250H48V252H47ZM133 250H131V251H133ZM201 250L203 251L202 248H201ZM128 251H130V250H128ZM155 251H156V253H158V251H159V252L163 253V255H165V256L164 257L161 256L162 255L161 253L156 255ZM162 251H165V252L168 251L169 253L168 252H166V253L168 255H172V256H168L167 254H165V252H162ZM177 251H179V250H177ZM208 251H210V250L208 249ZM259 251H260V248H259ZM259 251L257 252V254L260 253L262 250L260 252ZM181 252L184 253V250L182 249ZM185 252H189V250H187ZM204 252H206V251H204ZM210 252L214 254L213 251H210ZM210 252H208V253H210ZM262 252L264 253V250ZM133 253H135V252L133 251ZM189 253H191V252H189ZM248 253H250V251ZM251 253L254 254L252 256L256 255L254 252H251ZM263 253H262V255L264 256ZM124 254H126V253L124 252ZM187 254L188 253H186V255ZM218 254H219V252H218ZM220 254H219V256H220ZM166 255H167V257H166ZM183 255H185V253ZM186 255H185V257H186ZM119 256H122V255L119 254ZM197 256L195 255V257H194V255H192V257L191 256L190 257L194 260L197 258ZM123 257H126V255ZM168 257H169V259L167 260ZM241 257H238L239 259H237V260H240ZM119 258H121V257H119ZM209 258H210V256H208V262L207 263L210 264L209 260L211 258L213 259L212 262L214 263V258L213 257H211L210 259ZM250 258H251V256H250ZM250 258L248 257L247 259H250ZM173 259H172V262L174 264H175V262H176V264H179L177 258H175L174 260ZM186 259H189L190 264L191 263L194 264L195 262H198L195 264H199L200 256L197 258L198 261L196 259L195 262L194 261L191 262L192 260L188 257ZM201 259H203V258H201ZM216 259H215V261L217 262ZM203 260H202V262H203ZM244 260L246 262V258ZM253 260H254V258L251 260V262L248 260H247V262H250V264H251ZM138 261L136 260V262H138ZM143 261L141 260L142 264H144ZM168 261H170V262H168ZM185 261H187V262H185ZM206 261L207 260H205V262ZM243 261H242V263L245 264ZM255 261H257V259H255L253 261V264ZM122 262L119 264H122ZM186 263H188V260H184V264H186ZM200 263H201V261H200ZM261 263L258 262L257 264H261ZM123 264H125V263H123ZM145 264H148V263H145ZM201 264H203V263H201ZM255 264H256V262H255Z\"/></svg>",
    "mask_w": 264,
    "mask_h": 264
},
{
    "label": "rangeland",
    "instance_id": "obj_2",
    "mask_svg": "<svg viewBox=\"0 0 264 264\" xmlns=\"http://www.w3.org/2000/svg\"><path fill=\"white\" fill-rule=\"evenodd\" d=\"M198 1H199V2H197V1L192 2V0H190V1L187 0V5H188V7H187V11H188V13H190V12H191V13H196V16L199 15V16L201 17V15H203L202 19H203L204 17H205V18H206V17L208 18L210 15H212L213 19H214V20H215V19L217 20V21H216V20L214 21V20L212 19V22H210V23H212V24H211L212 26L210 25V27H212V28H210V29H212V30H211V32H210V38H209V41H208V43H210V42H212L214 39L216 40L218 36H219V38H220L221 35H222L223 40H224V34H223V32L225 33V31L231 26V24H233V25H232L233 27H234L235 24H239V28L242 26V24H241L242 21H241V23H240V22H239V23H235V22H236V19H237V18L240 19L241 17H243V19H244V18L247 17L248 15L243 16V15H244V14H243L242 16H239V15H240V14H239L238 17H237L236 15H237L239 12L237 13L236 11H238L239 9H241V7H243V9L241 10L242 12H240V13H243V10H244L247 6L250 7L254 1H255V3L257 4V6L254 5L255 3H253V6L258 8V7L261 6L260 2H261L262 0H261L260 2L257 1V0H253V1H252V0H242V1L239 0L241 3H240V2H236V1H238V0H236V1H235V0H231V1H230V0H227V1H226V0H215V1H214V0H210V1H212V2H210L209 0H206V2L208 1L207 4H206L205 0H198ZM216 1H217L218 3H217ZM246 1H248V2H246ZM251 1H252V2H251ZM165 2H166V4L170 3V1H168V0L165 1ZM167 2H168V3H167ZM196 2L199 3V4H201V5H202L203 3H205L206 5H205V4L202 5V6L200 5V7H199V6H197V5L194 4V3H196ZM233 2H234V3H233ZM257 2H259V4H258ZM262 2H264V0H263ZM262 2H261V3H262ZM189 3H190V4H189ZM209 3H210V4H209ZM215 3H216V4H215ZM223 3H224V4H223ZM226 3H227V4H226ZM236 3H237V4H236ZM243 3H244V5H245L246 7H244V5H241V4H243ZM248 3H249V4H248ZM199 4H198V5H199ZM211 4H213L212 7L209 6V5H211ZM239 4H240V8H239ZM263 4H264V3H262V5H263ZM135 5H136V6H134V8H135V7L137 8V7L139 6L138 4H135ZM194 5H195L196 8L199 7L200 10H198L199 8H198V9H195V8L193 7ZM215 5H216V6H215ZM258 5H260V6H258ZM203 6H206L207 8L202 9L201 7H203ZM231 6H232V8H233L234 6H236V7H234L233 10H232V8H230ZM253 6H252V8H253ZM190 7H191V8H190ZM192 7H193V8H192ZM209 7H210V8H209ZM188 8H189V9H188ZM225 8H226V9H225ZM237 8H238V9H237ZM260 8H261V9H264V6H263V8H262V6H261ZM260 8H259V9H260ZM183 9H184V8H183ZM190 9H191V10H190ZM227 9H228V10H227ZM234 9H235L236 11H235ZM248 9H249V8H248ZM248 9H247V10H248ZM261 9H260V10H261ZM184 10H186V8H185ZM192 10L195 11V12H192ZM202 10H204V11H202ZM208 10H209L210 12H211L212 10H213V11H212V13H210ZM245 10H246V9H245ZM247 10H246V11H247ZM249 10H250V11H249ZM249 10H248L247 13H246V11H245L246 14H249V13H250L249 16L251 15L250 17H249V16L247 17V18H249V20H250L251 17H253V18H254V16L256 17L257 14H255V13H257V11H259V12L262 11V10L260 11V10H258V9L255 10V8H253V10L255 11L254 14H253V13H251V12H253V11H252L251 9H249ZM182 11H183V10H182ZM205 11H206V13H205ZM229 11H230V12H229ZM231 11H232V12H231ZM197 12H198V13H197ZM202 12H203V13H202ZM216 12H217V13H216ZM262 12H263V11H262ZM262 12H261V13H262ZM199 13H200V14L202 13V14L200 15ZM208 13H210V14L208 15ZM223 13H224V14H223ZM225 13H226V14H225ZM236 13H237V14H236ZM182 14H185V13L182 12ZM186 14H187V13H186ZM205 14H206V15H205ZM235 14H236V15H235ZM258 14H259V13H258ZM262 14H263V16H264V13H262ZM207 15H208V16H207ZM213 15H214V16H213ZM218 15H219L220 17H219ZM224 15H226V16L229 15V17L227 18V17H225ZM234 15H235L237 18H236V17L233 18L232 16H234ZM252 15H254V16H252ZM199 16H198V17H199ZM215 16H216V17H215ZM217 16H218V17H217ZM258 16L260 17V15H258ZM258 16H257V19H258ZM225 18H227V21L225 20ZM230 18H231V19H230ZM232 18L234 19V21H233ZM235 18H236V19H235ZM253 18H252V19H253ZM260 18L263 20V22H262V21H259L260 23L257 22L256 24H257V25L260 24V26L262 27V26L264 25V24L262 25V23H264V19H263L264 17L262 18V15H261ZM142 19H143V20H142ZM148 19H149V21H148ZM220 19H221V20H220ZM229 19H230V21L232 20L233 22H230ZM243 19H240V20H243ZM252 19H251L250 21H252ZM254 19H255V18H254ZM254 19H253V20H254ZM257 19H256V20H257ZM261 19H260V20H261ZM150 20H151V18H149V16H145V17L142 16L141 19L139 18V19L137 20V22H138L139 24L136 22V26H137V27H139V26L141 27L145 22L147 23V21H148L147 24H146V23L144 24V26H146L145 29H147V27L149 26ZM207 20H208V19H207ZM223 20H224L225 23L223 22ZM240 20H237V22L240 21ZM245 20H246V18H245ZM258 20H259V19H258ZM258 20H257V21H258ZM247 21H248V20H247ZM247 21L245 22V24L247 23ZM250 21H248L249 24H250V23H251V24H254V23L256 22L255 20H254L255 22H253V21L250 22ZM143 22H144V23H143ZM199 22H202V20H201V21L199 20ZM217 22H219V24H220V22L223 23V24H222L223 26H224V25H225V26L227 25L228 28H227V26H226V27L224 26L225 28L222 27V25H221V24L219 25ZM140 23H141V24H140ZM226 23H227V24H226ZM229 23H230V24H229ZM248 23H247V24H248ZM258 23H259V24H258ZM137 24H138V25H137ZM228 24H229V25H228ZM151 25H152V24H151ZM151 25H150V26H151ZM198 25L200 26L201 24H198V22H197V23H196V27H197ZM214 25H215V26H214ZM218 25L221 27L220 29H218V28H219ZM240 25H241V26H240ZM243 25H244V22H243ZM254 25H255V24H254ZM144 26H142V28H144ZM150 26H149V27H150ZM202 26H203V25H202ZM202 26H201V29H198V28H200V27L196 28V36H197L198 33L201 34V32H203L204 29H205V31H206V28L204 27V29H203ZM213 26H214V27H213ZM216 26H217L218 28H217ZM237 26H238V25H237ZM249 26L252 27V25H249ZM255 26H256V25H255ZM250 27H249V28H250ZM261 27H259V28L261 29ZM263 27H264V26H263ZM263 27H262V28H263ZM241 28H243V27H241ZM241 28H240V29H241ZM252 28H253V29L250 30L249 33L252 31V32L255 34V27H252ZM210 29H207V30L210 31ZM221 29H223V30L226 29V30H224V31L222 30V33H220V30H221ZM236 29H237V28H236ZM257 29H258V28L256 27V32H257V33H258V32L260 33V30H259V29L257 30ZM200 30H201V31H200ZM213 30H216V31H213ZM217 30H219V32H218ZM228 30H229V29H228ZM253 30H254V31H253ZM205 31H204V33H205ZM209 31H208V32H209ZM212 31H213L214 33H212ZM197 32H198V33H197ZM216 32L220 33L221 35H220V34H215ZM204 33H203L202 35H198V38H199V37H200V38H199V39L197 38L198 43H196V44H197L196 47H197V46L200 47V45H201L202 43H201L200 45H199V43H200L201 41H202V42L205 41L204 39H202V37H205V35H206L207 33H205V35H204ZM253 33H252V35H253L252 38L250 37V35H249V37H248V38L253 39V40L250 39V41H248V42H250L249 45H247V43L245 42V41H246L245 38H243L245 41L242 40V42H241V43L243 44V45H242V44L239 42V40H240V39L238 38L239 36L236 37V38L234 37V40H233V41H236L235 43H240V45L244 48V52H246V51H247V48H246V47H249V46H250V47H251V46L254 47V46L257 45V44H258V46H259V43H261V40L259 41V39H261V38H257V37H258L261 33H264V32H263V30H262L261 33H260L257 37L255 36V35H257V33H256L255 35H254ZM247 34H248V33H247ZM247 34H246L245 36H247ZM203 35H204V36H203ZM211 35L214 36V37L216 36V37L213 39V38H211V37H212ZM241 35H242V34H241ZM252 35H251V36H252ZM261 35H262V34H261ZM188 36H189V35H187V37H188ZM226 36L229 38V35H226ZM190 37H192V36H189V37H188V40L191 41V38H190ZM227 37H226V38H227ZM259 37H260V36H259ZM261 37H263V36H261ZM206 38H207V37H206ZM219 38H218L216 41H213V43H210V44H209L210 46H208V48L210 49V51H208L209 49L207 48V56L204 57V61H203V58H202V57H201V59H199V58H200V53H201L200 50H199V53H198V50H197V52H195L196 55H197V57H198V59H199V60H202V62H203V67L205 68V69L202 68V72H201V74L199 75V76H200V77H199V78H200V82L198 81V82H199V83H198V87H199V88L202 87V88H201V90L198 89L199 91L197 92V94H196V96H195L196 98H197V97H198V98H197V99L194 98V100H196L197 102H194V100H192V99H193V97H192L193 94L190 95L191 92H190L189 89H190L191 87H190V84H188V83H189V80H190V81H193V80H191L192 78L190 77L191 74H192V73H190V72H193V71L191 70V69H192V68H191L192 66H190V64H189L187 70L189 69V70H191V71H188V75H186V76H189V75H190V76L187 78L188 81H187V79L185 78V79H186L185 81L188 82V83L185 82V83L187 84V85H186V84H185V85L187 86V88L190 87V88L188 89V91H187V88H185V90H186L188 93H187V92H184V93L181 92L182 95H183L184 97L181 95V93H179L180 96L177 95L176 97H172L173 100H174V98L179 99V103H180V105H181L180 107H181L182 109L179 110L180 107H178V108H179V109H178V110H179V113H177V116L179 115V117H175V116L173 115L175 119H177V118L180 119V120L178 119V121L176 120L178 123L175 121V119H173V121H172V118H173L172 116L170 117V119H171L170 121L172 122L171 124H173V122H176V123H177V124H176V127H177V129H179L181 132L175 128L176 133H175V130H174L173 132H171V133H170V130H169V133H168V132H167L168 129H167L166 134L168 133L167 135H169V137H170V135H171L172 133H174V136L177 138V141H178V139H179V138L181 139V137H182L181 134L185 133V135L183 134V137L185 136V138H182V139H181L182 141L179 140V141H178V144H177V141H176L175 139H173L174 136L172 137V140H175L176 142H175V141H174V142H175L176 144H175V145L173 144L171 150H173V149H175V148H176L175 150H177V149L179 148L180 152H183V153H184V156L182 155V156H183V157H182L181 154H183V153H180V152H179L178 154H180V155H178V154L176 153V151L174 152L177 156H179L180 161H181V158H180V157H182V159L184 158V160L181 161V162H183V164L178 163L179 160H178L177 156L174 154V156H175L174 158H175V159L177 158V160H178L177 163L180 164L179 166H180V167H181V165L185 166V167H182V168H180V167L178 166L177 170H179V171H177V174L179 173V175H180L181 173H183V172H182L183 170H184V173L186 172V174H188L187 172H190V171H189L190 169L192 170V172H194V171H193V169H194V170H195L194 175H196V177H197V178H196V177H193L194 175H192L191 178H196V179L193 180V179L190 178L191 181L193 180L192 182H191V181L189 182L190 179L187 180L189 183H186L185 188L183 187V189H182L183 191L181 190V193H179V196L177 195V196H178V199H177V201H175V202H177V203L180 202V203H178V205H179V204H182V205H179V206H180L183 210L186 209L188 206H189V207L191 206V208L188 207V208L190 209L189 211H191L193 205L187 204L189 200H188L187 202H186V200L190 197L189 195L191 194V192H192L193 194H197V193H198V194H197L198 197H197V196L193 197V194L191 195V197L196 199V200L193 199V200H194V203H195V201H197V204L195 203L197 207H196L195 205H194V206H195L196 208H198V206H199L201 209H199V208L196 209V208L193 206V208L195 209V210L193 209V211L203 210V211H204L203 213H204L205 217L207 216V217L209 218V216H210L209 214H211V213L209 212V210H211V208H212L213 206H214V208H215L216 206H218V207H216V208H217V209L219 208V209L221 210L220 213L218 212V214L220 215V214L222 213V214L224 215V218H225V219L222 217L223 215L221 214V217H222V219H224V220L219 219V221H218V223H217L216 221H217L218 219L216 218V215H215V214H211L212 218L210 217V221L213 222V223L208 222L209 219L206 217V218H205V219H207L206 222H205V219L203 218V219H204L203 221H204L205 223L202 221L203 224H202V222H200V224H199V221L202 219V218H200L202 211H200V212H201V213H200V216H199V219H200V220H198V221L196 220L197 222H195V223H197V225H196L197 227L194 226L193 230L191 229L192 231L195 230V231H196V234H197V232L200 233V236H199V234H198L199 237H198V236L196 237V236H195L196 234H195L194 236H195L196 238H193V236H192L193 234H192V235L188 234V235H189L188 238H189L190 241H189V240L187 241V234L184 235L183 232H182L181 234H183V235L179 234V236H177V237L180 239V240H178V238L176 239V237H175V235H174V232H171V233L169 232V233H170V234L168 233L169 236L166 234L167 236H165V237H167L168 239H170V236H171V234L173 233L172 235H174V237H171V238H172L171 241H172V244H173V241H174L173 238H175V242H174V243H176V244H175L174 246H177L176 248H179V249H177V250H179V251H177V250H176V251L173 250L174 248L171 247L172 244H171V245L168 244V248H167V249H169V248L171 247L172 250H169V252L172 251L171 253H174V252H175V253H177V252H178V253H179V252L181 253V254H180V253H179V254L177 253L178 256H175V255H174V259L177 258L179 264H184V260H188V263H189V259H186L187 257L190 258V259L192 260L191 262H193V261L195 262L196 259H197L199 256H200L199 264H201V263L206 264V263L208 262V256H210V258H211V257L214 258V263L212 262L213 259H212V258H211V259L209 258V259H210V260H209L210 264H216L217 262H218L217 264H219V261H220L219 258H220L221 255H222V252H221V254H220V250H219V249L221 248V250H223V249H222V246H223V248H224V247L227 246V244H230L231 242H232L231 244H233V245L230 244L231 246H233L232 248H234V249L236 248V249H237V246H238V249H237L235 255H237L236 257H237V259H239L238 257H241V256H242L241 254H243V253H241V252L244 251V250L240 249L241 246L244 245V242H245V241H246V242H245V244H246V243H248L247 241L250 240V241H249V244H248V245L246 244V245L249 247V249H248V247H247V248H246L247 251H245L247 254L244 253L246 256L243 255V258L241 257L240 260L235 259V261H234L235 264H241L242 261H243L245 258H246V262H245V260L243 261L245 264H250V262H251V260H252L253 258H254V260L257 259V261H255L256 264H257L258 262H259V263L262 262L261 264H263V263H264V256L262 255V253H263L262 251L264 250V245H262V244L264 243V240H263V239H264V238H263V237H264V232H263V231H264V226H263V225H264V224H263V223H264V217H263V216H264V211H263V210H264V209H263V208H264V202H263V201H264V173H263V172H264V169H263V168H264V166H263V165H264V164H263V162H264V147H263V144H264V142H263V141H264V136H263V135H264V134H261V133H264V126H263V125H264V124H263V123H264V120H263V119H264V110H261V113H260V114H259V112H260L259 110H260V109H264V107H263V106H264V102H263V101H264V84H263V82H264V80H263V79H264V76L262 75V78H261V76H260V78H259V76L257 77V75H260V73L257 74V73H255V71H256V69L259 71V67L255 69L254 66H252L255 70L251 67V68L254 70V73H253L252 71H248V70L251 69V68L248 69V67H249V66L251 65V63L253 62V61L251 62V60H250L252 56H250V58H249V55H247V52H246V53H245L246 55H245V54H244V55H245L246 58L248 57V59L250 60V61H249V60L247 59L249 63L246 62V61H245L246 58L242 55V52H241L243 49H242V47L240 46L242 50L240 49L239 52H241L240 54H241L242 57H243V58H241V57H240V58L243 59L245 63L250 64V65H248V66L243 65V68H244V66L247 67V69H248L247 71H248V72H252V75L254 74V76L252 77L253 79H252V78H251V79H252V80H254L255 78H256V79H255L254 81L249 80L250 77H249L248 74H242V73H245V71H246V70H243V68H242V69H239L240 72H239V71H235V74H236V75H238L239 73L242 72V73H241L242 75L239 74V75H241L240 77H239V76L236 77V75L234 74V70H233L236 66L234 67V65H235V64H233L234 62L231 63L230 61H231L232 59H233V61H236V60L234 59V57L237 56V55H236L237 53H235L234 51H231L232 48H230V46H228V49L230 48V49H229L230 51H229V50L227 49V45H226V44H227V41L225 42L226 44H224L222 38H220L221 40H220ZM226 38H225V39H226ZM246 38H247V37H246ZM254 38H257L259 42L256 41V39H254ZM137 39H139V38H137ZM236 39H237V40L239 39V40L237 41ZM241 39H242V38H241ZM218 40H219V41H218ZM229 40H230V39H229ZM248 40H249V39H248ZM254 40H255V42H254ZM262 40H263V42H262V44H263V43H264V39H262ZM185 41H186V40H185ZM190 41H189V42H190ZM220 41H221V42H220ZM224 41H225V40H224ZM136 42H137V41H136ZM215 42H216L217 44H216ZM222 42H223V43H222ZM244 42H245V43H244ZM253 42H254V43H253ZM256 42H258V43H256ZM184 43H185V42H184ZM218 43H219L220 45H218ZM221 43H222V44H221ZM229 43H230V42H229ZM233 43H234V42H233ZM252 43H253V44H252ZM136 44H137V46H139V45H140V40H139V42L136 43ZM138 44H139V45H138ZM244 44H246L247 46L244 47V46H245ZM254 44H255V45H254ZM211 45H212V46H211ZM221 45H222V46H221ZM231 45H232V44H231ZM234 45H235V44H234ZM190 46H191V45H190ZM224 46H225V47H224ZM237 46H238V45H237ZM263 46H264V44L262 45V48H263ZM214 47H215V48H214ZM222 47H224V48H222ZM231 47H233V49L235 48V46H231ZM191 48H192V47H190V49H191ZM216 48H218V49H216ZM260 48H261V47H260ZM262 48H261V52H263ZM170 49H171V47L169 46V50H170ZM190 49H189L188 52H191V51H192V50L190 51ZM197 49H200V48H197ZM221 49H222L223 51H222ZM224 49H225L226 51H225ZM237 49L239 50V46H238V48H236V50H237ZM248 49H249V48H248ZM250 49H251V50H254V49H258V48L255 47V48H253V49H252V48H250ZM250 49H249V50H250ZM263 49H264V48H263ZM215 50H217V51H215ZM218 50H219V51H218ZM220 50H221V51H220ZM227 50H228V51H227ZM236 50H235V51H236ZM238 50H237L236 52H238ZM249 50H248V52H249ZM251 50H250V51H251ZM213 51H214V53H212ZM224 51H225V52H229V53H227V57H226V58H225L224 55H222V53H223ZM254 51H255V50H254ZM257 51H258V50H257ZM257 51L252 52L253 55L255 54V55H254V58H252L253 60H255V56H256V55H258V58L261 57V56H263V55L261 54L260 51L258 52V54H256ZM209 52H210V54H209ZM215 52H217L218 54H221V55H220V56H219V55L216 56V55H215ZM225 52H224V53H225ZM231 52H234V53H235V56H234V53H231ZM239 52H238V53H239ZM191 53H192V52H191ZM197 53H198V54H197ZM217 53H216V54H217ZM211 54H214V55H211ZM228 54H231V55L233 56V58H232L231 56H229ZM248 54H249V53H248ZM263 54H264V53H263ZM209 55H210V56H209ZM225 55H226V54H225ZM238 55H239V54H238ZM241 55H240V56H241ZM259 55H260V56H259ZM211 56H212V57H211ZM218 56H219V58H221V57L223 56L222 59H221V62H219L220 59L217 58ZM39 57H40V56H39ZM39 57H38V58H39ZM45 57H46V56H45ZM47 57H48V54H47ZM47 57H46V58H47ZM210 57L213 58V60H212ZM206 58H207V60H206V62H205V59H206ZM209 58H210V59H209ZM216 58H217L218 60H217ZM228 58L231 59V60H229V62L227 61V62H228V63H227V62L224 61V60H225V59L228 60ZM237 58H238V57H237ZM241 59H240V61H241ZM210 60H211V61H210ZM214 60H215V62H216V61L218 62V63L216 62V64H218L219 66H220V65H223V64L225 65L226 63L228 64V66H226L227 64H226L225 66H223V67L220 66L221 68H220V67H219V68L217 67V72H216V74H219V75H217V76H218V77H217L216 74H214V75L216 76L215 78H214V75L211 74L212 71H210V70H212V69H211V67H212L211 64H212V62H213ZM222 60H223V61H222ZM237 60H239V58H238ZM243 60H242V61H243ZM240 61H239V62L236 61V63H237V62H238V64H239V63H243V62H240ZM209 62H210V63H209ZM187 63H188V62H187ZM220 63H221V64H220ZM229 63H230V65H231V64H232V65L230 66ZM245 63H243V64H245ZM208 64H209V65H208ZM210 65H211V66H210ZM218 65H217V66H218ZM252 65H254V64H252ZM161 66H162V65H161ZM189 66H190V67H189ZM207 67H208V68H207ZM224 67H226V68L228 67V68L225 69V70H229L230 67H231V69H232V67H234V68L232 69L233 71L230 69L231 71L229 70L228 72H226V74H224L225 72L220 73V72L223 71ZM236 68H237V67H236ZM236 68H235V69H236ZM207 69H208V70H207ZM220 69H222V71H220ZM245 69H246V68H245ZM252 69H251V70H252ZM206 70H207V71H206ZM237 70H238V69H237ZM242 70H243V71H242ZM204 71H206V72H204ZM208 71L211 72V73H209ZM219 71H220V72H219ZM258 71H256V72H258ZM229 72H230V73H229ZM231 72H233V73H231ZM248 72H246V73H248ZM260 72H261V70H260ZM206 73H209L210 76H213V77H211V78H214V79H213L214 81L212 80V82L215 83V84H214L215 86L210 82V80H211L210 76H208V78H210V80H208V82H206V83L204 82V81H207V78H205V77H206L205 75H208V74H206ZM228 73H229V74H228ZM237 73H238V74H237ZM263 74H264V73H263ZM223 75H224V76H223ZM231 75H232V76L234 75L233 78H232ZM255 75H256V76H255ZM221 76H223V77H221ZM225 76H226V78H224ZM242 76H244V77H242ZM250 76H251V74H250ZM201 77H204L205 79H204V78H201ZM230 77H231V78H230ZM238 77H239V78H238ZM248 77H249V79H247ZM254 77H255V78H254ZM216 78H218V79H216ZM221 78H222V79H221ZM236 78H237V80H235ZM196 79H197V78H196ZM202 79H203L204 81H203ZM220 79H221V80H220ZM224 79H225V80H224ZM228 79L231 80V81H230V82H231V86L228 85V83H229V80H228ZM240 79H241V80H240ZM243 79H244V80H243ZM257 79H258V80H257ZM259 79H260V80H259ZM142 80H143V79H142ZM198 80H199V79H198ZM219 80H220V83H218ZM223 80H224V81H223ZM227 80H228V81H227ZM233 80H234V81H233ZM238 80H239L240 83L238 82ZM248 80H249V81H248ZM262 80H263V81H262ZM215 81H218V82H215ZM236 81H237L238 83H237ZM250 81H252L253 83H255V85L261 83V85H259V87L261 86L260 89L263 88V92H261L262 94L260 95V97H256L255 92H253L254 94L252 95V98H253V96H254V98H253L254 101H253V99L251 98V96H250L251 99H250L249 96H248L249 100H251V101H249L248 98H247L248 101H247L246 99H243V101L241 102L242 104H240L239 101H241L242 98L247 97V95L249 94V93H247V92H249V90H248V88H247V90H246L247 92H244V89H243V88L240 89L239 86H243V87L246 89L245 86L249 87L247 82H249V83L251 84ZM143 82H144V81H143ZM209 82H210V83H209ZM226 82H227V83H226ZM243 82H244V83H243ZM256 82H257V83H256ZM193 83H194V81H193ZM193 83H191L192 86H193ZM216 83H217V85H216ZM222 83H223V84H222ZM233 83H234V86L238 87L240 90L243 89V91H239V94H240V92H241V94L245 93V95L243 94L242 97L240 96V97H241V98H239L240 100L237 99V98H238V97H237V94H238L237 91H238L239 89L236 88V87H234V86H232ZM245 83H247V84L245 85ZM219 84H221V85L218 86ZM250 84H249V85H250ZM188 85H189V86H188ZM201 85H202V86H201ZM212 85H213L214 87H216V88H215V89H214V87L211 88ZM222 85H223V87H222ZM251 85H252V84H251ZM205 86H206V87H205ZM209 86H210V87H209ZM225 86H227V88L231 87V88H230L231 90H232V88H233V89L236 88V89H234L233 92H232L231 90H230V91L232 92V95H236L235 98L237 99V101L235 102V100H234L235 98H234L233 96H231V94H229L230 96L227 95L228 97H232V98H233V99L231 98L232 100H228V101H230V102H229L230 104H229V106L227 107V108H228L227 110L230 111V112L228 111V112H229V115H230V114H232V115H230V116H231V117H230L228 114L225 113L227 119L224 118L226 121H224L225 123H224V122L222 123V121H223L224 119L221 120V117H222L221 115H223V114H220L219 111H222L223 108H224V109L226 108L225 106H223L224 104H223V105L221 104V103H223V101H224V99H225L224 96L226 95V94H225L224 96H221V95H223V94H221V93H223L224 91H226V90H223V88H224ZM262 86H263V87H262ZM203 87H204V90H202ZM217 87H220V88H217ZM207 88H208V89H207ZM209 88H211V89H209ZM221 88H222V89H221ZM227 88L225 87V89H227ZM249 88H250V87H249ZM219 89H221L223 92H222L221 90H220V91H221V92H220ZM237 89H238V90H237ZM250 89H251V88H250ZM252 89L255 90V88H252ZM252 89H251V90H252ZM208 90H210V93H211V94L208 93V92H209ZM213 90H214V91H213ZM217 90L219 91V93H218ZM235 90H236V91H235ZM253 90H252V91H253ZM202 91H203V93H201ZM230 91H229V92H230ZM260 91H261V90H260ZM205 92H206V95H205ZM213 92H214V93L216 92V93L214 94ZM234 92H235V93L237 92V94H235ZM189 93H190V94H189ZM246 93H247V94H246ZM256 93H258V91H256ZM259 93H260V92H259ZM203 94H204L205 96H204ZM212 94H213V95H212ZM239 94H238V95H239ZM241 94H240V95H241ZM250 94H251V93H250ZM250 94H249V95H250ZM210 95H211V96H210ZM215 95H216V96H215ZM186 96H187V98H186ZM189 96H190V97H189ZM202 96H203V97H202ZM214 96H215V97H214ZM227 96H225L226 99H228ZM257 96H258V95H257ZM262 96H263V98H262ZM179 97H180V98H179ZM205 97H206V98H205ZM211 97H213V98H211ZM216 97H217V98H216ZM255 97H256V99H255ZM53 98H54V97H51V96H50V99H52V101L54 100ZM170 98H171V96H170L169 98H166V99H168V101H169ZM182 98H183V99H182ZM185 98H186V99H185ZM214 98H216L217 100L214 99ZM218 98H220V100H218ZM221 98H222V99L224 98L223 101H221V100H222ZM260 98H261V99H260ZM172 99H171V100H172ZM177 99H176V100H177ZM181 99H182V100H181ZM190 99H191V102H190ZM226 99H225V100H226ZM259 99H260V101H259ZM262 99H263V100H262ZM185 100H186V101L188 100V101H187V102H189L188 105H187V103H185V102H186ZM206 100H207V101H206ZM210 100H211V101H210ZM215 100L217 101L218 104L215 102ZM245 100H246V101H245ZM205 101H206V102H205ZM209 101H210V102H209ZM212 101H214V103H213ZM231 101H232V102L234 101L235 104H236L237 102H239V103H238L239 106H238V104H236V107L233 106V107H235V108H233L232 105H234V104H233ZM170 102H172V101H170ZM177 102H178V100H177ZM200 102H202V105H200ZM244 102H246L247 105H246V103H244ZM255 102H256V103H255ZM261 102H262V103H261ZM173 103H174V101H173ZM183 103H184V104H183ZM191 103H192L194 106H193ZM196 103H197V104H196ZM224 103L226 104V101H224ZM227 103H228V102H227ZM231 103H232V105H231ZM243 103H244V104H243ZM251 103H252V104H251ZM253 103H254V105H253ZM258 103H259V104H258ZM189 104H191L190 107H189ZM198 104H199V105H198ZM206 104H207V105H206ZM219 104L222 105V106L220 107V108L223 107L222 110H219V109H220V108H219V106H220ZM248 104H249L250 106H248ZM255 104H256V105H255ZM260 104H261L262 106H261ZM177 105H178V104H177ZM182 105H185V106H182ZM214 105H215V106H214ZM216 105H217V106L219 105V106L217 107ZM230 105H231V108H233V110H230V109H229ZM252 105H253V106H252ZM257 105H258V107H257ZM187 106H188V107H187ZM226 106H227V104H226ZM240 106H241V107H240ZM243 106H244V108H243ZM259 106H260V107H259ZM176 107H177V106H176ZM183 107H184V109H183ZM191 107H192V108H191ZM209 107H210V108H209ZM254 107H255V111H256V107H257V112H256V113L259 114L258 117L255 115V116L257 117V118H256L257 120L255 119V116H254L253 118H251V117H248V115H247L248 113H249V116L251 115V110H250V109H253ZM261 107H262V108H261ZM188 108H189V109H188ZM190 108H191V111H190ZM193 108H194V109H193ZM212 108L216 110V112H214V114H213V120H212V117H211V116H212V111H215V110H213ZM242 108H243V109H242ZM258 108H259V109H258ZM185 109H186V110H185ZM235 109H237V111H235ZM241 109H242V110H241ZM244 109H245V110L247 109V110H246V113H245V112H242ZM178 110H177L176 112H178ZM187 110H188V111H187ZM192 110L195 111V112H197V113L192 112ZM218 110H219V111H218ZM239 110H240L241 112H239ZM180 111H181V112H180ZM186 111H187V112H186ZM205 111H206V112H205ZM209 111H210V112H209ZM231 111H232V112H231ZM247 111H248V113H247ZM255 111H254V113H255ZM176 112H175V113H176ZM183 112L185 113V115H184ZM207 112H209V113H207ZM217 112H218V114H217ZM224 112H227V111H224ZM235 112H236V115H237V116L235 115ZM237 112L240 113V114H238ZM175 113H172V114H175ZM180 113H182L183 115L180 114ZM189 113H191V114H189ZM193 113H194V116H195V117L193 116ZM201 113H202V114H201ZM204 113H205V114H204ZM215 113H216V116H214ZM221 113H222V112H221ZM242 113H243V114H242ZM252 113H253V110H252ZM172 114H171V115H172ZM186 114H188V115H186ZM209 114H210V116L208 117ZM225 114H224V115H225ZM244 114H245V115H244ZM261 114H263V115H261ZM180 115L183 116V118H182L183 121H181V116H180ZM189 115H190V116H189ZM191 115H192V117H194V121H193L194 123H192L191 121L188 120V119H190ZM217 115H220V118H219V116L217 117ZM224 115H223V117H225ZM243 115L246 116V117H242ZM253 115H254V114H253ZM253 115H251V116H253ZM260 115H261V118H259ZM187 116H188V117H187ZM198 116H199V117H198ZM201 116H202V117H201ZM228 116H229V117H228ZM185 117H186V118H185ZM192 117H191V118H192ZM206 117H207V118H206ZM214 117H215V118H214ZM235 117H236V119H235ZM199 118H200L202 121H200ZM205 118H206V119H205ZM228 118H230V119H229L230 122H229ZM249 118H251L252 120H253V119H255V120H254L253 122H251V124H250L249 122L252 121V120H250ZM258 118H259L260 121H262L263 123L260 122V121L258 122V120H259ZM197 119H198V120H197ZM207 119H208V120H207ZM245 119H246V120H245ZM247 119H248L249 121H247ZM195 120H196V121H195ZM216 120H218V121H216ZM232 120H233V121H232ZM235 120H236V121H235ZM237 120H238V121H237ZM242 120L248 122L249 124L246 123V122L244 123ZM179 121H180L181 123H179ZM185 121H186V122H185ZM197 121H198V122H197ZM207 121H208V122H207ZM209 121H210V122H209ZM211 121H212V122H211ZM213 121H214V122H213ZM219 121H221L220 124H222V125L219 124ZM231 121H232V124H231ZM234 121H235V122H238V123H237L238 126H237V124H236ZM240 121H241V123L243 122V127H242V125L240 124ZM204 122H205V123H204ZM226 122H227V123H226ZM233 122H234V126H233ZM254 122H255V123H254ZM256 122H257V123H256ZM189 123H191L192 125H195V124H196V125H195L194 128H193V127L191 126V124H189ZM202 123H203V124H202ZM210 123H211L212 125H211ZM216 123H217V124H216ZM259 123H261L262 125H261V126H258V127L256 128V125H258ZM174 124H175V123H174ZM179 124H180L181 128H179V127H180V126H178ZM184 124H185V126H184ZM204 124H205V125H204ZM225 124H226V125H225ZM244 124H245V125L247 124L246 126L249 127V128H247L246 126H244ZM255 124H256V125H255ZM203 125H204V126H203ZM209 125H210V127H209ZM217 125H218V126H217ZM223 125H225V126H223ZM231 125H232V126H231ZM254 125H255V126H254ZM259 125H260V124H259ZM189 126H190V128H189ZM201 126H202V127H201ZM206 126H207V127H206ZM212 126H213V127H212ZM228 126H229V127H228ZM240 126L242 127V129L240 128ZM183 127H184V128H183ZM199 127H200V128H199ZM214 127H215V129H214ZM226 127H227V128H226ZM231 127H232L233 130L231 129ZM236 127H238V129H237ZM244 127H246V128L244 129ZM251 127H252V128H251ZM253 127H254L255 131H256V129H257V132H254V131H253V130H254ZM260 127H262V128H260ZM188 128H189V130H188ZM209 128L211 129L210 132L208 131ZM220 128H222L223 131H222V129H220ZM225 128H226V129H225ZM172 129H174V128L172 127V128H171V131H172ZM203 129H204V130H203ZM219 129H220V130H219ZM240 129H241V131H239ZM252 129H253V130H252ZM214 130L216 131V133H215ZM225 130H226V131H225ZM230 130H231V131H230ZM236 130H237L238 133H239V132H240V133H243L244 130H245V132H246V130H247L248 132H247V135H246V133L244 132V134L238 136ZM250 130H251V131H250ZM177 131H178V134H177ZM192 131H193V132H192ZM201 131H202V133H201ZM204 131H207L208 133H207V132L205 133ZM217 131H218V133H217ZM232 131H234L233 133H234L235 135L238 136V137H237V136H234V134H233L232 136H233V139L235 138L234 140L232 139L231 136H228V135H231V134H232V133H230V132H232ZM252 131H253V132H252ZM179 132H180V134H179ZM212 132H213V133H212ZM221 132H225V133L223 134V133H221ZM249 132H250V133H249ZM198 133H199V134H198ZM204 133H205V134H204ZM240 133H239V134H240ZM251 133H252V134H251ZM175 134H176V135H175ZM189 134H190V135H189ZM193 134H194V135H193ZM203 134H204V135H203ZM210 134H212V135L214 134V135L212 136V135H210ZM219 134H220V136H219ZM221 134H222V135H221ZM253 134H254L255 136H254ZM257 134H258L260 137H259V136H256ZM172 135H173V134H172ZM177 135H178V136L181 135V136H180V137H177ZM195 135H196V136H195ZM215 135H216V136H215ZM245 135H246L247 137H245ZM251 135H252L253 137H252ZM261 135H262V136H261ZM190 136H193V137H195V138L191 139L192 137L190 138ZM202 136H204V138H202ZM205 136H206V137H205ZM214 136H215V140L213 139ZM242 136H244V137H242ZM248 136H251L253 139H252V138L250 139ZM199 137H200V138H199ZM208 137H209V138H208ZM216 137H217V138L219 137V138L217 139ZM222 137H223L224 139H222ZM236 137H237V139H236ZM254 137H256V138H254ZM244 138H245V139H244ZM189 139H190V140H189ZM200 139H201V141L204 139L205 142H204V141L200 142ZM216 139H217V140H216ZM221 139H222V141H219V140H221ZM239 139H240V140L243 139V141H240ZM169 140H171V137L169 138ZM183 140H184V141H183ZM197 140H198V141H197ZM206 140H207L208 142H207ZM209 140H210V141H209ZM212 140H214V141H212ZM226 140H227V141H226ZM231 140H232V141H231ZM235 140H238V141H235ZM244 140H245L246 143L244 142ZM250 140H253V141L251 142ZM259 140H261V142H260ZM262 140H263V141H262ZM217 141L219 142L218 145H220V146L222 147V149H220V148H221L220 146H219V147L216 146L217 143H218ZM233 141H234V142H233ZM169 142H171V141H169ZM174 142H172V143H174ZM180 142H183L182 144H183L184 146H183ZM187 142H188V143H187ZM190 142H191V143H190ZM197 142H198V143H197ZM215 142H216V144H215ZM221 142H222V144H223V143H224V144L227 143V144L224 146V145H221ZM225 142H226V143H225ZM237 142H238V143L241 142V143H239L240 145H238ZM247 142H250L251 145H250L249 143H247ZM253 142H254V143H253ZM255 142H256L257 144H255ZM262 142H263V143H262ZM194 143H196V145H195ZM199 143H202V144L199 145ZM208 143H209V144H208ZM212 143H213V144H212ZM232 143H234V145H235V143H236V145L238 146V149H237V146L235 145V146H236V150H235L236 152L234 151V147H235V146L233 147V144H232ZM242 143H245V144H242ZM252 143H253V144H252ZM259 143H260V144H259ZM170 144H171V143H170ZM179 144H181L180 147L178 146ZM192 144H194V145H192ZM197 144H198V145H197ZM204 144H205V145H204ZM186 145L188 146V148H189V147H190V148L192 147V148H191V149H188ZM202 145H204V146H202ZM211 145H212V146H211ZM243 145H244V146H243ZM247 145H248V146H247ZM252 145H253V146H252ZM255 145H256V147H255ZM257 145H258V146L260 145L258 149H256V148L258 147ZM174 146H176V147H174ZM177 146H178V148H177ZM193 146H194V147H193ZM198 146H199V147H198ZM206 146H208V148H207ZM209 146H210V147H209ZM214 146H215V149H214ZM230 146H231V147H230ZM239 146H240L241 148H240ZM242 146H243V147H242ZM245 146H246V147H245ZM249 146H250V147H249ZM261 146H262L263 149L261 148ZM182 147H183V149L186 148V149H184V150H186L185 152H184V150L182 149ZM211 147H212V148H211ZM217 147L220 149L219 151H218V148H217ZM226 147H227V148H226ZM232 147H233V150H232ZM251 147H254V148H253V149H254L253 154H251V152H252V150H253ZM198 148H200V149H198ZM230 148H231V149H230ZM239 148L241 149V151H240ZM248 148H249V149H248ZM250 148H251V149H250ZM181 149H182V150H181ZM194 149H195V150H194ZM205 149H206V150H205ZM209 149H210V150H209ZM211 149L214 150V152H213ZM224 149H226L227 152H228V150H229V151L231 150L233 153H231V151H230V152H228V154H226L227 152H226ZM245 149H246V150H245ZM247 149H248L249 151H248ZM188 150H189V152H187ZM191 150H193L194 152H192ZM197 150H199L200 154H201V153H202V154L200 155V154L198 153ZM204 150H205V151H204ZM259 150H260V151H259ZM169 151H170V150H169ZM173 151H174V150H173ZM173 151H170V152L173 153ZM201 151H202V152H201ZM209 151H210V152H209ZM211 151H212V152H211ZM215 151H218V152L222 153V155H223V151H224V153L226 152V153H225V154H226V157H225V155L222 156L220 153H217V152H215ZM238 151H239L240 154H241V153L243 154V152L245 151L243 155L241 154V155L243 156L242 160H241V157H242V156H238V157H237V155H236V153H237ZM246 151H247V154H246ZM250 151H251V152H250ZM257 151H258V152H257ZM177 152H178V151H177ZM190 152L192 153V155L190 154ZM248 152H249L252 156L249 155ZM262 152H263V153H262ZM171 153H170V155H167V160H168V157H170L171 160H173V158L171 157V155H172ZM194 153H196V154H194ZM211 153H213V154H211ZM214 153H216V154H214ZM230 153L233 154L234 157L236 156L235 159H234V157H233L232 155H230ZM234 153H235V154H234ZM239 153H237V154L240 155ZM254 153H255V155H254ZM257 153H259V154H257ZM260 153H262V154L260 155ZM186 154H187V155H186ZM198 154H199V156H197ZM245 154H246V155H245ZM185 155H186V157H185ZM202 155H203V156H202ZM209 155H210V156H209ZM214 155H215V157H217L216 160H219V162L217 161V164H216V160H215V158H214ZM217 155H218L219 157H218ZM227 155H228V156H227ZM248 155H249V157H248ZM262 155H263V156H262ZM189 156H190V158H189ZM195 156H196V157H195ZM200 156L202 157V160H201V157H200ZM220 156H221L223 159H222ZM231 156H232L233 158H232ZM261 156H262V158H261ZM203 157H204V158H203ZM205 157H206V158H205ZM208 157H209V159H208ZM227 157L229 158V160H231V159H232V160L229 161ZM250 157H251V158H250ZM252 157H253V159H252ZM254 157H256V158H254ZM154 158H155V157H154ZM170 158H169V161H171ZM191 158H193V159H191ZM197 158H198V159H197ZM211 158H213V159H211ZM218 158H219V159H218ZM224 158H225V159H224ZM226 158H227V161H226ZM237 158H239V159H237ZM194 159H195V160H194ZM196 159H197V161L200 160V161H199L200 163H199V162L197 163ZM233 159H234L235 161L238 160L237 163L240 164V166L235 162V163H233V165L231 164V166H233V167H231L230 165H228L227 167L230 166V168H233V170H234L235 166L238 165V166L235 168L236 171L234 170L235 173H237V171H238V174L233 175V174H234L233 170H232V171H231V170H227V169H228V168H227L226 170L229 171V173L227 172L228 174H227V175H224V174H226V172L224 171V170H225V168H224V167H225L224 164H227V163L230 164L231 162H234ZM243 159H244V160H243ZM248 159H249V161H248ZM189 160H190V161H189ZM191 160L194 161L195 163H194V164L191 163ZM214 160H215V162L213 163L212 161H214ZM220 160H221V162H220ZM222 160H224L226 163H224V161H222ZM240 160L243 161V162H240ZM246 160H247L248 162H246ZM251 160H252L253 162H251ZM255 160H257V164H256V161H255ZM262 160H263V161H262ZM174 161H175V160H174ZM208 161H209V163H208ZM261 161H262V162H261ZM244 162H246V163H244ZM171 163L173 164L174 162L172 161ZM204 163H205V164H204ZM212 163L215 164V165H214L215 168L213 167V164H212ZM220 163H221V164H220ZM261 163H262V164H261ZM174 164H175V163H174ZM174 164H173V165H174ZM190 164H193V166L195 165L196 167L194 166V168H192ZM207 164H208L209 166H208ZM211 164H212V165H211ZM235 164H236V165H235ZM242 164H243V165H242ZM250 164H251V165H250ZM255 164H256V165H255ZM189 165H190V166H189ZM198 165H199V166H198ZM202 165H204V166H202ZM234 165H235V166H234ZM249 165H250V166H249ZM175 166L177 167V165H175ZM217 166L219 167V169H221V170H223V171L219 170ZM223 166H224V167H223ZM246 166H247V168L249 167L250 170H249V169H248V170L245 169ZM188 167H189V168H188ZM190 167H191V168H190ZM202 167H203V168H202ZM212 167H213V168H212ZM216 167H217V170H216ZM240 167H241V168H240ZM250 167H251V168H250ZM253 167H254V168H253ZM173 168H174V167H172V169H173ZM179 168H180V169H179ZM187 168H188V170H185V169H187ZM210 168H211V169H210ZM230 168H229V169H230ZM172 169H171L170 171H173L175 168H174L173 170H172ZM181 169H183V170L181 171ZM214 169L216 170L215 173H216L217 175L219 174V176L214 175V174H215V173H214ZM240 169H241V170H240ZM243 169H244V171H243ZM256 169L258 170V172H257ZM126 170H127V169H126ZM202 170H203V171H202ZM208 170H209V171H208ZM212 170H213V172H212ZM246 170H247V171H246ZM175 171H176V169H175ZM175 171H173V172H171V173H174ZM199 171H200V174H199ZM204 171H205V172H204ZM207 171H208V172H207ZM210 171H211V172H210ZM239 171H240V172H239ZM241 171H242V172H241ZM254 171H255V172H254ZM259 171H260V172H259ZM197 172H198V174H197ZM222 172H224V174H223ZM246 172H247V175H246ZM249 172H250V173H249ZM205 173H206V174H205ZM213 173H214V174H213ZM220 173H221V174H220ZM230 173H231V174H230ZM261 173H262V174H261ZM189 174H190V173H189ZM189 174H188V178H189ZM191 174H193V173H191ZM203 174H204V175H203ZM209 174H210V175H209ZM211 174H212V175H211ZM229 174H230V176H229ZM248 174H250V175H248ZM197 175H200V176H202V177L199 176V178H198ZM207 175H208V177H207ZM232 175H233V176H232ZM239 175H240V176H241V175H242V176L244 175L243 177H244V179H246V180H245L246 182L243 181V183H239V184H238V182H240V181H238V179H236L235 177L238 178V177H240ZM257 175H259V176H257ZM260 175H261V176H260ZM180 176H181V175H180ZM211 176H213V179L216 178L217 181L215 180L214 183H213V182H212L213 179L209 178V177H211ZM221 176H222V177H221ZM224 176H225L226 178H225ZM246 176H248L249 178L246 177ZM171 177H172V175H171ZM171 177H170V178H171ZM181 177H182V176H181ZM204 177H205V178H204ZM206 177H207V178H206ZM218 177H219V178H218ZM227 177H229V178H227ZM258 177H259V178H258ZM203 178H204V179H203ZM221 178H223L224 180L221 179ZM230 178H233V179L235 178V179L237 180L236 183H237L238 186H236V184H235V179L233 180V179H230ZM226 179H227V180H226ZM244 179H243V180H244ZM254 179H255L256 181H255ZM258 179H259V180H258ZM172 180L174 181V180H176V179H171V182H172ZM181 180H182V178H181ZM197 180H198V181H197ZM210 180H211V181H210ZM225 180L228 181V185H229V184H232V186H231V185H229L230 187L227 186V183L224 182ZM231 180H232V183H229V182H231ZM247 180H248V181H247ZM194 181H195V183H193ZM196 181H197V182H196ZM199 181L201 182L200 184L198 183ZM219 181H220V182H219ZM221 181H222V182H221ZM257 181H262V182H259L261 185H260ZM206 182H207V183H206ZM211 182H212V183H211ZM216 182H217V184H216L217 186L215 185ZM218 182H219V183H218ZM244 182H245V184H244ZM248 182H252V183H248ZM254 182H255V183L257 182V183L255 184ZM192 183H193V186L191 185V187H187L189 184H192ZM196 183H198V185H197ZM222 183L225 184V185H223ZM246 183H247V184H246ZM194 184H195V185H194ZM212 184H213V185H212ZM218 184H220L221 186L223 185V186L226 187V188L229 187V189L231 188V192H232V193L230 192V190H229L228 188H227L228 191L226 190V188L224 189V192L226 191V192L230 195V197H229L230 199L228 198L229 195H227L226 192H225V193L223 192V193L225 194V196H226V198H223V193H221V192L223 191L222 188H224V187L222 186V188H221V186H219ZM233 184H235V185H233ZM240 184H241V185H240ZM242 184H244V186L247 187V189H246ZM254 184L256 185V187H254ZM207 185H208V186H207ZM211 185L214 186V187H212ZM246 185H247V186H246ZM252 185H253V186H252ZM197 186H198V187H197ZM205 186H206V187H205ZM209 186H210V187H209ZM234 186H235V187H234ZM240 186H242V189H243V190H244V188H245V191H243V190L241 189ZM195 187H197L198 192L195 191V190H196ZM211 187H212L213 189L216 187V188L218 189V192H217L216 188H215V190L213 191V189H212ZM232 187H233L234 189L236 188L235 195L233 194V193H234V191H233L234 189H233ZM237 187H238L240 190H242V191L239 190V193H238ZM188 188H189V190H190V188H192V190L189 191V192H190L189 195H188V193L186 192V191H188ZM201 188H202V189H201ZM207 188H208V190H207ZM185 189H186V191L184 192ZM193 189H195V190L193 191ZM199 189H201V190H199ZM205 189H206V191H205ZM210 189H212V191H213L212 195H209V194L207 193V192H210ZM221 189H222V190H221ZM255 189H256V191H257V190H260V193H259V191H257V193L261 194L260 196L256 194ZM219 190H220V192H219ZM248 190H249V191H248ZM171 191H173V190H171ZM204 191H205V194H204ZM215 191H216V192H215ZM252 191H253V192H252ZM174 192H175V191H173V193H174ZM182 192H184V195L182 194ZM194 192H196V193H194ZM199 192L202 193V194H201L202 196L200 195ZM236 192H237L238 194H240V192H241L242 194H244V195L241 196V199L239 198L238 200H242V197H243L242 202H243V203H244V202L246 203V204H245V203L242 204V207H241V208H242V209H241V210H242V211H241V215H242V217H241V215H240V212H238V213H239L238 216L240 215L239 217H241V218H239V217L237 216V217H238V220H239L238 222H239V229H240V230L238 229L239 231L236 233V235H238V236L235 237V238H238V239H239V238L242 237V239H240L239 241H238V239H232V238H231V235H232V234H230V241H231V239H232V241L229 243V238L227 239L228 235L225 236V235H226L225 233H227V232H224V231H225V229H224L225 227L222 228L221 226H222V224L225 225V226H230V225L232 224V223H230V224L226 225L227 223H229V221L227 222V220L229 219V218L227 219V217L229 216V215H228V214H229V213H228V210L231 212L230 207H232V206H231V203L233 202L232 200L237 199V198L235 197V196L237 195ZM243 192H244V193H243ZM171 193H172V192H171ZM173 193H172V194H173ZM215 193L217 194L216 197L220 195V196L217 198V201H216L218 204H216V202H215V199H216V197H215V195H214ZM220 193L222 194V196H221ZM246 193H247V194H246ZM254 193H255V194H254ZM172 194H171V195H172ZM185 194H186V195H185ZM210 194H211V192H210ZM218 194H219V195H218ZM231 194H233V195H231ZM251 194H252V196H251ZM262 194H263V195H262ZM181 195H182V196H181ZM187 195H188V198L186 197ZM199 195H200L201 197H200ZM206 195L209 196V199L206 197ZM248 195H249V196H248ZM167 196H169V195H167ZM167 196H166V198L171 197V196H169V197H167ZM177 196H176V197H177ZM180 196H181V197H180ZM210 196H211V197H210ZM232 196H233V197H232ZM247 196H248V198H247ZM255 196H257V197H255ZM262 196H263V197H262ZM191 197H190V198H191ZM196 197H197V198H196ZM234 197H235V198H234ZM237 197H239V196L237 195ZM261 197H262V198H261ZM185 198H187V199L185 200ZM192 198H191L190 200H192ZM198 198H199V199H198ZM212 198H215V199H212ZM220 198H221V199H220ZM222 198L227 200V201H226L227 206H224V205H223V204L225 203V200H222ZM250 198H251V199H250ZM169 199H170V201H171V200H173V197H172V199H171V198H169ZM169 199H168V200H169ZM182 199H183V200H182ZM204 199H205V200H204ZM207 199H208V200H207ZM244 199H246V200L244 201ZM248 199H250V201H249ZM253 199H254V200H253ZM255 199H256V200H255ZM165 200H166V199H165ZM174 200H176V199H175V196H174ZM193 200L190 201V203L192 202L191 204H193ZM219 200H221V203H222L223 201H224V202L221 204ZM228 200H229V201H228ZM230 200H231V203H230ZM247 200H248V201H247ZM258 200H259V201H258ZM122 201H123V200H122ZM183 201H184V202H183ZM198 201H199V202H198ZM200 201H201V202H200ZM204 201H205V202H204ZM207 201H210V202L212 201V202L209 203V202H207ZM251 201H254V202H253V205L251 204V203H252ZM256 201H257V202H256ZM123 202H124V201H123ZM167 202H169V201H167ZM175 202H174V203H175ZM213 202H214L215 204H214ZM234 202H235V203H239V201H238V202L234 201ZM49 203H50L49 201H47L46 204H45V202H44V203H43V202L40 203V206H43V207H41V208H42L41 211L38 210V211H40V212H38V213L42 214L43 211H44V212L46 211L45 209L43 210V208H46V207H44V205H41V204L49 205ZM172 203H173V201H172L171 203H169L168 206H172V205H171ZM177 203H175V204H177ZM203 203H204V206H203ZM219 203H220L222 206H221ZM226 203H225V205H226ZM229 203H230V204H229ZM248 203H249V204H248ZM260 203H261V204H260ZM166 204H168V203H166ZM175 204H173V205H175ZM207 204H209L210 206L207 207ZM211 204H212V205H211ZM228 204H229V205H228ZM232 204H233V203H232ZM240 204H241V203H240ZM255 204H256V205H255ZM259 204H260V206H259ZM205 205H206V206H205ZM215 205H216V206H215ZM233 205H235V204H233ZM243 205H244L245 207L247 206L248 208H247V207L245 208ZM250 205L252 206L253 209L251 208ZM50 206H51V205H50ZM126 206H127V205H126ZM126 206H125V207H126ZM185 206H186V208H185ZM122 207H124V205H123ZM125 207H124V209H125ZM220 207L224 210V211H223L224 213L222 212V209H221ZM224 207H225L226 209H228V207H229V209L226 210ZM243 207H244V210H243ZM262 207H263V208H262ZM127 208H128V207H127ZM188 208L186 209L187 211H188ZM203 208H204V209H203ZM214 208H213V209H214ZM216 208H215V209H216ZM254 208H255V209H254ZM46 209H47V208H46ZM157 209H158V208H157ZM207 209H208V210H207ZM213 209H212V210H213ZM247 209H249V210H247ZM257 209H260L261 211H260V210H257ZM42 210H43V211H42ZM122 210H123V208H122ZM250 210H251V211H250ZM126 211H127V210H126ZM126 211H122V212H124V214H125ZM154 211H156L155 208H154V210H153V212H152V214H154V215H152V214H151L152 216L150 215V216L153 217V219H154V221H152V222H155V220H157V219L159 218L158 221H156L155 224H156V225H158V224H160V223H163V224H164V222H162L161 220L164 219V216H165V215H162V216H161L160 212L158 213V211H159V209H158V211H156V212H157V214H159L158 216H161V218H160V217L157 216V214H156ZM193 211H192V212H193ZM207 211H208V212H207ZM213 211H214V210H213ZM216 211H217V210H216ZM225 211H227V212H225ZM244 211H245L246 213H245ZM248 211L251 213V215H250V213H249ZM252 211H253V213H255L254 215H252V214H253ZM127 212H128V211H127ZM206 212L209 213V214H207ZM211 212H212V211H211ZM260 212H261V213H260ZM262 212H263V213H262ZM185 213H186V211H185ZM188 213H189V212H187L186 214H188ZM190 213H191V212H190ZM190 213H189V216L191 215ZM203 213H202V214H203ZM213 213H214V212H213ZM215 213L217 214V212H215ZM257 213H258V214H257ZM121 214H123V213H121V209H120V217H121L120 219H122V218L124 217L123 215H122V216H123V217H122ZM155 214H156V216H157V219L155 218ZM193 214H194V213H192V215H193ZM198 214H199V213H197V215H198ZM218 214H217V216H218V218H219L220 216H219ZM243 214H245V215L243 216ZM259 214H260V215H259ZM127 215H128V214H127ZM127 215H126V217L129 216V215H128V216H127ZM204 215H203V216H204ZM208 215H209V216H208ZM213 215L215 216V218H216L217 220L215 221V222H216L215 225H213V227H212V226H210V224H211V225L214 224V220H213V219H215ZM225 215H226V217H225ZM227 215H228V216H227ZM255 215H256L257 217H255ZM258 215H259V216H258ZM262 215H263V216H262ZM189 216H188L189 222H188V224H187V225H188V226H187L188 229H186V226H185L184 228H182L183 231H184V230H188V232H189V231L191 232V230L189 229V227L191 228V226H193V225H190L189 223H191V220H192L191 217H192V216L190 217L191 220H190ZM195 216H196V215H195ZM203 216H202V217H203ZM245 216H246V220L244 221ZM247 216H248V217H247ZM250 216H252V217H250ZM221 217H220V218H221ZM254 217H255V218H254ZM262 217H263V218H262ZM124 218H125V217H124ZM128 218H129V217H128ZM196 218H198V216H196ZM261 218H262V219H261ZM120 219H119V220H120ZM125 219H127V218H125ZM160 219H161V220H160ZM194 219H195V217H194ZM226 219H227V220H226ZM240 219H242V220L240 221ZM249 219H251V220L253 219V220L251 221V220H249ZM186 220H187V219H186ZM225 220H226V221H225ZM247 220H248V221H247ZM254 220H255V221H254ZM150 221H151V219H150ZM150 221H149V222H150ZM164 221H165V220H164ZM187 221H188V220H187ZM221 221H222V223H220ZM224 221H225V222H224ZM249 221H251V222H249ZM124 222H125V220H124ZM124 222H122L121 220L119 221V227H121V229H123V230H125L126 228H128V227H126V226H129V225H130V224H129L130 221H129V220H126L125 225H126L127 223H128L129 225L127 224V225L125 226V228H122V227H124ZM157 222H158V223H157ZM159 222H160V223H159ZM207 222H208V223H207ZM240 222H241V223H240ZM242 222H246V223L243 224ZM254 222H255V223H254ZM257 222H258V223H257ZM122 223H123V225H121ZM192 223H194V222H192ZM206 223H207V224H206ZM224 223H225V224H224ZM247 223H251V228H250V230H248L249 227H250V224H249V226H248ZM149 224H150V223H149ZM201 224H202L204 227H206V225H207V226L209 225L210 227L207 229V227L204 228ZM241 224H243V225H242L241 228H240V225H241ZM245 224H246V225H245ZM252 224H253V225H252ZM256 224H257V225H256ZM153 225H154V223H153ZM160 225H161V224H160ZM189 225H190V226H189ZM219 225H220L221 228L219 227ZM255 225H256V226H255ZM258 225H259V226H258ZM130 226H131V225H130ZM130 226H129V228H130L131 230H130L129 228H128V229L132 232V230H134V229H132ZM164 226H165V224H164ZM164 226L162 225L161 227H164ZM198 226H200V228H199L200 232L197 231V230H198V229H197ZM217 226H218V227H217ZM262 226H263V227H262ZM136 227H138V231H139V229L141 228V226L139 227V225L136 226ZM136 227H135V228H136ZM168 227H169V226H168ZM168 227H167L166 229H165V227H164L165 230H163V228H162L163 232H164V231L166 232L167 229H168ZM201 227H202V228H201ZM242 227L244 228V229H243L244 232L241 231V230H242ZM245 227H248V228H245ZM255 227H256V228H255ZM258 227H259L260 229H259ZM149 228H150V227H147V228H146V229H148V233L152 231V230H149ZM156 228H157V227H156ZM159 228H160V227H159ZM171 228H172V227H170V230H171ZM210 228H216V230H215V229H212L213 233H212V232L209 233V231H211V230H209ZM252 228H253V231H254V232H253V231L251 232V229H252ZM254 228H255L257 231H256ZM257 228H258V229H257ZM121 229H119V234H120V235H122V236H124V235L129 236L128 234H130V232H129L128 229H127V230H128L129 233L127 232V230H125V231H124L125 234H124V232H123V234H122ZM136 229H137V228H136ZM136 229H135V231L137 232ZM150 229H151V228H150ZM154 229H155V228H154ZM172 229H173V228H172ZM182 229H181V230H182ZM203 229H204V230H203ZM218 229L220 230V232H222L223 236H225L224 238H223V236H222V238H221V236H219V235H222V234H221L220 232H218V231H219ZM221 229H223V230H221ZM231 229H233V227H231ZM245 229H246V231H245ZM262 229H263V230H262ZM156 230H157V229H156ZM168 230H169V229H168ZM202 230H203V233H202L203 237L201 238V236H202V235H201V231H202ZM205 230H206V232H208V233H206ZM207 230H208V231H207ZM214 230H215V231H214ZM247 230H248V231H247ZM120 231H121V232H120ZM145 231H146V230H145ZM173 231H174V229H173ZM261 231H262V232H261ZM158 232H159V231H158ZM165 232H164V233H165ZM184 232L186 233L187 231H184ZM204 232H205L206 234H204ZM217 232H218V234H217ZM242 232H243V233H242ZM246 232H247V233L250 232L249 235H247ZM160 233H161V230H160ZM160 233H159V234H160ZM164 233H163V234H164ZM166 233H167V232H166ZM194 233H195V232H194ZM211 233H212L211 240H210V236H211V235H208L209 237L206 236L207 239L204 238V235L211 234ZM230 233H231V231H230ZM239 233H240V234H239ZM241 233H242V236H241ZM244 233H245V234H244ZM257 233H258L259 235H258ZM150 234H151V233H150ZM213 234H214L215 236H214ZM120 235H119V238L122 237V236H120ZM130 235H131V234H130ZM148 235H149V234H148ZM148 235L145 236V238L148 237V238H147V241H145V242L148 243V245L146 244V246H148V249H149L151 243H154V242L156 243L157 239H156V241H155V237H153L154 240H153V241H150V240H148V239H149V238L152 239V238H151L150 235H149L150 237H149ZM154 235H155V236H156V235L158 236V233L156 234V232H155ZM216 235H217V236H216ZM236 235H235V236H236ZM246 235H247L248 237H247ZM250 235H251V236H250ZM256 235H257V236H256ZM261 235H262V236H261ZM126 236L122 238V241H123L124 238H125V240H126ZM159 236H160V238H159V239H160V242H157V243H156L157 245H155V246H152V245H154V244H152V245H151L152 248H154V247H156V246L159 247L160 245L163 246L162 243H164L165 246L167 247L166 243H167V241H169V240H165V237H163L164 235H162V234L159 235ZM190 236H192V237H190ZM218 236H219V237H218ZM240 236H241V237H240ZM245 236L248 238V240L246 239ZM249 236H250V237H249ZM129 237H130V236H129ZM129 237H127V240H128ZM161 237H163L164 240H165L166 242L162 241ZM244 237H245V238H244ZM251 237H252V238H251ZM255 237H256V238H255ZM260 237H261V239H260ZM137 238H138V236L136 237V239H137ZM167 238H166V239H167ZM182 238H183V239H182ZM198 238H199V239H198ZM208 238H209V239H208ZM218 238H219V239H218ZM225 238H226L227 240H226ZM136 239H134V240H136ZM184 239H185V240H184ZM194 239H195V240H194ZM197 239H198V240H197ZM203 239H204V240H203ZM205 239H206L208 242H207ZM215 239H216V240H215ZM217 239H218V240H217ZM222 239H223V240H222ZM245 239H246V240H245ZM125 240L123 241V242H124V243H123V242L121 241V239H119V242H121V243H119V250H120L121 248H124V249H125V247L129 246L130 244H131V245H134V243H138V241H139V243L137 244L138 246H139L140 242H141V244H144V245H145V242L142 243V240H143V239H141V241L137 239L136 242H134V240L132 241V239H131V240L129 239L128 242H127V240H126V241H125ZM144 240H145V239H144ZM177 240L179 241V244L177 243V242H178ZM193 240H194V241H193ZM196 240H197V241H196ZM233 240H234V241H237V242H234ZM243 240H245V241H243ZM251 240H253V241H251ZM255 240H256V241H255ZM260 240H262V241H260ZM129 241H130V242L132 241L133 243H132V242L129 243ZM158 241H159V240H158ZM176 241H177V242H176ZM199 241H200L201 243H200ZM209 241H215V242H209ZM217 241H218V242H217ZM220 241H221L222 243H219ZM227 241H228V242H227ZM254 241H255V242H254ZM257 241H258V242H257ZM259 241H260V242H259ZM125 242H127V243H125ZM149 242H150V243H149ZM161 242H162V243H161ZM180 242H181V243H180ZM184 242H185V243H184ZM205 242H206V243H205ZM250 242H251V243H250ZM261 242H262V243H261ZM192 243H193V244H192ZM196 243H197V245H196ZM208 243H209V244H208ZM211 243H212V244H211ZM239 243H240V244H239ZM255 243H256V244H255ZM122 244H123V245H122ZM126 244H128V245H126ZM141 244H140V245H141ZM186 244H187V245H186ZM190 244H192V245L195 244L196 246L194 245V247H193V246H191ZM206 244H207V245H206ZM217 244H220L221 246H219V245H217ZM224 244H226V245L224 246ZM236 244H237V245H236ZM257 244H258V245H257ZM259 244H260L261 246H260ZM121 245H122V247H121ZM125 245H126V246H125ZM131 245H130L128 248H126L127 252L130 253V256H131V257H133L132 255H135L136 253H138V249H139V251H140L139 253H142V254L144 255V256H143V255H142V256H139V258H141V257L145 258V256H146L147 254H148L150 257H152V256L155 257V255L152 254V256H151V255L149 254V253L152 252V251H149L151 248L148 250L149 253H148V252L146 253L145 251H143V252L146 253V255H145V253H143L141 250H143V249L146 248V247H142V249H141V246L138 247L136 244H135L134 246H131ZM144 245H143V246H144ZM183 245H184V246H183ZM185 245H186V246H185ZM189 245H190V246H189ZM201 245H202V246H201ZM230 245H229L228 247H231ZM239 245H240V246H239ZM256 245H257V246H256ZM123 246H125V247H123ZM178 246H181V247H178ZM187 246H188V248H185V247H187ZM198 246H199V247H198ZM203 246H204V247H203ZM205 246H206V247H205ZM234 246H235V247H234ZM130 247H133L134 250H133L132 248H130ZM158 247H157V248H158ZM190 247H191V248L193 247L194 250H198V249H199V250L196 251V252H194V253L192 254L193 251H190V249H189ZM197 247H198V248H197ZM219 247H220V248H219ZM239 247H240V248H239ZM243 247H244V246H243ZM245 247H246V246H245ZM261 247H262V249H261ZM135 248H136V249H135ZM157 248H156V249H157ZM159 248H160V247H159ZM159 248H158V249H159ZM193 248H192V250H193ZM196 248H197V249H196ZM201 248L203 249V251L201 250ZM251 248H252V249H251ZM254 248H257L258 251H259V248H260V251L262 250V251H261L262 253L259 251L260 253H258V254H259V255H258V254H257L258 251H255L256 249H254ZM140 249H141V250H140ZM161 249H162V247H161ZM182 249L184 250L185 255H186V253H188V254L186 255V257H185V255H183L184 253L181 252ZM208 249H209L210 251H213L214 254H215V253H216V254L214 255L213 253H211L210 251H208ZM212 249H213V250H212ZM217 249H218V250H217ZM244 249H245V248H244ZM246 249H245V250H246ZM126 250H123V249H122V251H121V250L119 251V253H118V259H119L120 261L118 260V264L121 263L122 261H123L122 264H123V263H125V264H131V263H128V260L131 259V257H130L129 255H128L129 257L127 256L128 253L126 252ZM128 250H130V251H128ZM131 250H133L135 253H133V251H131ZM154 250H155V249H154ZM162 250H165V249L163 248ZM187 250H189V252H191V253H189V252H185V251H187ZM215 250H216V251H215ZM240 250H241V251H240ZM248 250L250 251V253H251V252H254V253L256 254V255H255L256 257H255V256H252V255H254L253 253H251V254L248 253V252H249ZM251 250H252V251H251ZM136 251H137V252H136ZM204 251H206V252H204ZM207 251L210 252V253H208ZM47 252H48V250H47ZM120 252H121L122 254H121ZM124 252H125L126 254H124ZM131 252H132L133 254H132ZM162 252H165V251H162ZM166 252H168V251H166ZM166 252H165V254H167ZM169 252H168V253H169ZM218 252H219L220 256H219ZM237 252H238V253H237ZM139 253H138V254H139ZM155 253H156V251H155ZM159 253H161V252L158 251V253H156V255H158ZM197 253H198V254H197ZM199 253H200V254H199ZM119 254L122 255V256H119ZM161 254H162L161 256H163V257L165 256V255H163V253H161ZM177 254H176V255H177ZM202 254H203V255H202ZM210 254H211V255L213 254V255L211 256ZM260 254H261L262 256H261ZM263 254H264V253H263ZM125 255H126V257H123V256H125ZM167 255H168V254H167ZM167 255H166V257H167ZM182 255H183V256H182ZM189 255H190L191 257H192V255H194V257H195V255H196V256L198 255V256H197L196 259L193 260ZM207 255H208V256H207ZM238 255H239V256H238ZM149 256L146 257V258H149V259H147L146 261L149 260V261H151V262H155L154 260H155L156 258L152 261V260H150V257H149ZM159 256H160V255H159ZM159 256H158V257H159ZM168 256H172V255H168ZM214 256H216L217 258L219 257V258H218L219 261H218ZM250 256H251L252 259L250 258ZM119 257H121V258H119ZM137 257H138V256L135 257V260L132 258V259L134 260V261L132 262L133 264H140V263H141V260H142V261L144 260V259H141L140 261H138L139 258H137ZM156 257H157V256H156ZM158 257H157L158 261L162 259L161 257H160V259H159ZM180 257H181L182 259H181ZM194 257H193V258H194ZM248 257H249L251 260H250V259H247ZM257 257H258V258H257ZM260 257H261V258H260ZM128 258H129V259H128ZM146 258H145V259H146ZM201 258H203L204 260L201 259ZM205 258H206V259H205ZM157 259H156V260H157ZM168 259H169V257L167 258V260H168ZM172 259H173V257H172ZM172 259H171V262L168 261V262H170L171 264L173 263V262H172ZM174 259H173V260H174ZM179 259H180V260H179ZM183 259H184V260H183ZM215 259L217 260V262L215 261ZM259 259H260V260H259ZM136 260H137L139 263L136 262ZM202 260H203V262H202ZM205 260H207V261L205 262ZM247 260L250 261V262H247ZM254 260H253V261H254ZM261 260H262V261H261ZM125 261H126L127 263H126ZM129 261H130V260H129ZM146 261H143L144 264H145V263L153 264V263H149V262H146ZM158 261H157V262H158ZM176 261H177V260H176ZM197 261H198V259H197ZM200 261H201V263H200ZM253 261H252L251 264H253ZM135 262H136V263H135ZM180 262H181V263H180ZM185 262H187V261H185ZM238 262H239V263H238ZM240 262H241V263H240ZM255 262H254V264H255ZM164 263L167 264L166 262H163V264H164ZM188 263H186V264H188ZM195 263H198V262H195ZM195 263H194V264H195ZM227 263H228V262H227ZM227 263H226V264H227ZM141 264H142V263H141ZM155 264H157V263H155ZM158 264H161V263L158 262ZM173 264H174V263H173ZM175 264H176V262H175ZM189 264H190V263H189ZM191 264H192V263H191ZM207 264H209V263H207ZM228 264H231V263H228ZM233 264H234V263H233ZM242 264H243V263H242Z\"/></svg>",
    "mask_w": 264,
    "mask_h": 264
}]
</instances>
